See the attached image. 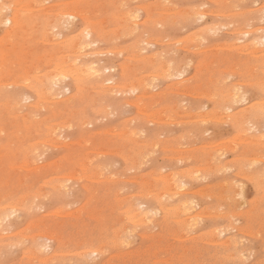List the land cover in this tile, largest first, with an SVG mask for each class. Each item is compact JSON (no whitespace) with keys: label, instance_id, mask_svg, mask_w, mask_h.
Here are the masks:
<instances>
[{"label":"rangeland","instance_id":"obj_1","mask_svg":"<svg viewBox=\"0 0 264 264\" xmlns=\"http://www.w3.org/2000/svg\"><path fill=\"white\" fill-rule=\"evenodd\" d=\"M7 1L6 2L9 7L7 6L5 9L2 10L1 17L3 16V19H0V23H1L0 25V66H1L0 67V82H2V84L0 83V85L1 87H3L0 90V110H1L0 115H3V116H0V130H1L0 131V152H1L0 153V158H1L0 159V169H1L0 170V193H1L0 204L2 206H5L4 208L2 207V209L0 206V218L8 213H10V216L0 221V234L3 233L4 235V237L0 235V251H1L0 252V264H264V190H263L264 188V178H263V175H264V171H263L264 170V160H263L264 159V147H263L264 146V137H263L264 135V115L263 114L264 113L263 114L260 113L259 117H256V116L254 118L251 117L252 120L248 125L247 124L243 125V123L242 124L239 123L238 125L236 124L235 120L233 119L234 121H232V118H231V117L235 118V116L238 115V112L242 114L243 111L247 112V110L250 109V112L248 114L249 116L251 112H253V109L255 108L256 110L260 109V107L264 103V99H263L264 98V79H263L264 78V60H263L264 57H261V59L257 57L258 55H261L262 53H258L255 56L251 55L250 54L251 48L246 46L247 44L251 43V40H246L247 37H244L243 40L238 41L235 38L236 36L234 35L238 32L242 33L249 28L251 30H256V29L258 30L264 26V20L261 21L263 19L262 16L264 14V9L261 10L262 7H264V0H97L96 2L95 0L94 1L93 0H69V1L68 0H7ZM32 1L34 2V4ZM36 2H38L37 3L38 7L35 6ZM21 3L24 5H21ZM90 3H91V6L93 7L92 8L90 6L91 9L88 6L90 5ZM85 4L88 7H86ZM28 5L30 8L28 7ZM30 5L32 7L35 6V8H32ZM83 6H85L86 8ZM17 7L19 8V10H17L18 9ZM22 7L24 9H21ZM25 8H26V11H25ZM47 8H49L50 10L49 9L47 10ZM61 8H65L61 10V12L64 11L62 13H64L63 15H64L65 20H61L62 23H59L60 25L57 24V26L54 24L47 23L46 17L49 16V13L52 15L53 14L55 15L58 13L60 14L61 12L57 13V10L58 9L60 10ZM67 8L69 10H66ZM72 9L73 11L78 12L80 17L79 16L73 17L72 14H67V13L73 12ZM75 9L78 11H76ZM138 9L140 11H138ZM195 9H198L196 10L197 12L194 11ZM42 10L44 12L45 11H48V12H45L44 14ZM51 10L53 12H51ZM65 10L68 12H65ZM134 10L138 11L136 15L139 14V16L135 15L136 11ZM150 10L152 11L150 12ZM249 10H252V11H249ZM55 11L56 13H54ZM11 12L12 14L13 13L17 14L19 23L16 26L10 25V23L7 24V21L5 19L8 16L12 15L10 14ZM82 13H84L85 15ZM128 13L132 15L130 19H128L129 18ZM146 13L147 14L149 13V16L145 15ZM203 13L205 16L199 18V16H202ZM241 13H243V15L244 13L246 14L243 17ZM151 14H154L155 16ZM90 15H92V19L94 22H92ZM126 15L128 16V18ZM70 16H72L73 19L72 17L70 19ZM134 16L135 18L137 17L136 19L137 21H139V23L136 22V19L134 20ZM184 16L188 17L189 19ZM154 18H156V20L158 21L157 23H155L156 21ZM192 18H193V21L191 20ZM84 19H86V21ZM144 19L145 21H143ZM146 19H149V20H146ZM129 20H132V21H129ZM150 21H151V24H150ZM153 21L154 23H152ZM220 21L224 22L222 23L223 26L221 25ZM215 22L218 23L217 26ZM125 23H128L129 25ZM133 23L135 25H133ZM173 23H176L175 24L176 27ZM248 23H250L251 25H247ZM62 24L65 28L62 27ZM70 24L71 26H69ZM153 24H155L156 26ZM82 25H84L86 28L92 29L94 31V34L97 40H99L102 36V38L97 42V44H94V43L90 44L89 43L90 40L85 38L86 30L82 29L83 27ZM210 25H211V28H210ZM55 26H56V29L54 28ZM97 26H99V29H97L98 28ZM135 26H137L140 30L141 28L145 26L146 27L143 28V30H141L143 31L141 33L140 30ZM205 26H207L208 28L207 27L205 28ZM255 26H256V29L255 28L253 29V27ZM126 27L128 29H126ZM242 27L244 28V30ZM62 28H64V30ZM132 28H135V29H132ZM219 28L221 31L219 30ZM235 28L237 31L234 32L233 30H235ZM61 29L63 30V32H61ZM145 29H146V32H145ZM216 29L218 30L216 31ZM132 30H135V31H132ZM157 30L158 32H160L159 34L158 33L156 34ZM77 31L78 32L80 31L81 34L80 33L78 34ZM53 35H56L58 37L53 36ZM149 35L151 38H149ZM157 35H160V36H157ZM50 37L52 39L53 38L55 39L54 41L55 44L54 42L48 43L49 40L50 42L54 40V39L52 40ZM140 37L143 40L147 38L148 41L145 39L143 42V40ZM56 38L57 39L59 38L58 40H61V39L64 40V43H62L63 42L62 40L61 41L56 40ZM70 41L71 42L73 41L74 44L76 43V45H79L78 49L77 48L74 49V46H72L74 44L71 43ZM56 45L58 47H55L56 49H54V46ZM30 48H31V51L29 50ZM53 50H54V53H53ZM41 51H43V53ZM95 51L98 52L99 54L98 53L95 54L96 53ZM137 51L138 53L139 52L140 53L137 54L136 53ZM65 52L66 54L69 52V54L66 55ZM72 52H74V54ZM57 54H61V55H57ZM70 55H71V58L69 57ZM140 55L142 57H140ZM15 56L18 58H16ZM19 56L21 57V60H19L20 59ZM147 56L149 57L151 56V57L149 58ZM74 57L78 58L79 61L77 59L74 60ZM131 57H135V59ZM68 58L71 60H69ZM12 59L14 60L10 61ZM24 59L25 61H23L21 64L20 62ZM65 60L67 61L66 63H65ZM86 60H89L88 63ZM142 61H145L146 67H144L145 63ZM57 63H59V65H57ZM103 63L104 65H102ZM138 63H141L142 65ZM170 63L171 65H176L178 69L180 70H183V71L185 70L183 75L179 77L173 76L174 78L172 76L171 77L169 76L170 78L166 76L167 66L170 65ZM52 64L54 67L52 66ZM64 65H66L65 69L72 68V67L67 68V65L68 66L73 65V68L75 69L84 68V71L86 70L85 72H90V74L89 73L85 74L84 72L83 75L85 77H82V75H80L79 77L80 80L75 76L73 77L78 80H75L71 76H67V78L66 77L62 78L59 76L57 68L62 67ZM139 65L141 66V69ZM90 66L96 67L97 70L99 69L98 67L100 68L102 67V69L103 68L105 69L106 66H107L106 68H108V66L112 67L110 71H107L108 69H105V72H106L105 75H109L113 73L112 75L116 82L114 84H118L119 86L114 85L113 83H110L111 84L110 86L108 85L109 83L107 82H106L107 84L102 83L104 76L99 75L100 72H97V70L96 72L93 71L92 69L89 70L88 68ZM40 67L43 68L45 71H43V69H41ZM29 68L35 70L34 71L35 75L32 74L33 71L30 70ZM10 69H13V70H10ZM136 69L137 70L139 69V70L137 71ZM37 71H39V74L36 75V73H38ZM28 72L31 74H29ZM51 72L53 73L51 74ZM126 72L128 74H126ZM134 72H136L138 76L136 73L133 74ZM27 73L29 75L26 76ZM47 74L49 75L50 78H54V79H56L58 76L60 77L59 83L57 85H54L53 88L49 91H47L48 90L47 87L49 86L46 81V79L48 78ZM88 74L91 76H89ZM39 75H42V76H39ZM128 75L131 77H129ZM12 76L14 77L13 79H12ZM101 76L103 77L101 78ZM128 77L130 78V81L128 80L129 79ZM139 77L142 81L138 79ZM18 78L20 81L18 80ZM21 78L25 82H22L23 80ZM34 78L35 80L32 81V79ZM7 79L10 81L9 83H7L10 86L8 85L5 86L6 84L4 82H8ZM14 79L16 80L14 81ZM88 79L90 80L88 81ZM124 79L126 80V82L124 81ZM28 80L30 81V83L29 82L26 83V81ZM117 80H119L118 81L119 83L117 82ZM137 80L139 82H137ZM143 80H144V83H143ZM150 80L151 81L153 80V81L149 83ZM39 81H43L44 83V84L43 83L41 84L40 88L38 86ZM87 81L90 85L87 83ZM127 81L131 83L130 85H132L134 89L129 85V83L126 84ZM134 81H136V84H134L135 83ZM120 82L125 84L127 87H125V85H123ZM145 82H147L148 86H144L146 85ZM84 83H86V85L88 84L87 87L89 89L85 87L86 85L84 86ZM74 84L76 86H74ZM102 84L104 85L101 86ZM120 84H122V86ZM133 84L135 85V87L137 86L136 92H134L135 87ZM112 85H114L117 88L114 89L115 87ZM138 85H140L139 88H138ZM149 85H151V87ZM106 86L107 88H105ZM97 87L98 89H96ZM118 87H123V88L121 89ZM12 88H14L15 91ZM38 88H39V91H37ZM92 88L94 90H92ZM111 88L114 90H111ZM235 88H239V90L241 89V94L244 93L241 96L247 95L245 98H243L245 100H243L242 97L240 96L242 100H240L239 98L236 104H234V102L231 103L233 109L231 110L223 109V105H221L222 104L221 102H224L225 99L230 100L232 98L230 94L233 95L232 92H234ZM4 89L7 91H4ZM28 89L32 91H28ZM76 89L79 90L80 92L79 91L77 92ZM107 89L108 91H104ZM81 90L83 91L81 92ZM116 90L118 92H116ZM54 91H57L58 94L57 92L55 93ZM94 91H96L97 93ZM71 92H73V94ZM222 92H225L224 95ZM45 93L46 95H44ZM80 93L84 95V100L83 98L81 99ZM134 93L136 94L138 93V94L135 95ZM141 93L142 94L144 93L145 95H143L144 97L139 98V96H141ZM90 94H91V97H90ZM225 94L227 97L225 96ZM28 95L30 99L28 98ZM35 95L37 97H35ZM53 95L54 97L52 98ZM17 96L19 97L18 99H17ZM107 96H109V98ZM42 97L48 100H51L52 98V100L48 102V101H45L46 99L45 100L40 99ZM65 97H67V99ZM103 97H105L106 99ZM35 98L37 100H35ZM13 99L14 101L17 100L16 103L13 101ZM53 99H55L56 101ZM88 99L90 100V102L88 101ZM29 101L31 103L33 101L34 102L31 105ZM42 101L44 104L47 103V105H43ZM244 101L246 102L243 103ZM39 102L42 106L45 107L46 110L42 108ZM53 102L55 103V106ZM67 102L71 104L72 106L71 105L69 106ZM258 103L260 104L258 105ZM15 104H17L18 106H16ZM219 104L220 106H218ZM77 105L82 106L83 109H80L81 107H78ZM23 106H25V110H28V111H25ZM38 106L40 107L39 109L41 111L38 109ZM47 106H50V107H47ZM56 106H57V109H56ZM70 107L72 108V110L70 112H67L70 110L68 109ZM61 108L62 109L64 108L65 110L63 109L64 110L63 111ZM13 109L15 111H13ZM60 109L63 112L60 113L61 111ZM19 110L20 111L23 110L24 112L23 111L20 112ZM80 110H81V113H80ZM84 110L86 113L85 112L82 113V111ZM12 112L14 115L12 114ZM25 112L28 113V116H26L27 113ZM223 112L226 113L227 115L226 114L222 115ZM260 112H261V109H260ZM31 113L34 115V117H32ZM74 113L77 117L74 115ZM217 114L221 115L222 118L221 116H218ZM40 115L41 116L43 115V116L41 117ZM44 115L47 117H44ZM72 115H74L75 117ZM209 115L212 116V118L209 119L208 118L210 117ZM8 116H10V118ZM16 116L18 117V119H16L17 118ZM51 116L53 117L55 116L54 117L55 119L57 117L59 118L55 120ZM81 116H83V119L81 118L79 119V117ZM205 116H207L206 118H208L209 120L208 119L206 120L204 118ZM38 117H39V120H37ZM71 117H73L74 119ZM85 117L86 119H84ZM199 117L200 119H197ZM215 117H217L218 119L217 118L214 119ZM42 118L45 119L44 124L46 123L45 124L46 127L44 124H42L43 123ZM141 119L143 120L140 121ZM170 119L172 122L168 121ZM47 120L50 123H48ZM51 120L53 122H51ZM87 120L89 121L91 120V121L89 122ZM145 120H147L146 121L147 125L145 124L146 126L144 125V123L146 122H143ZM191 120L194 123H192ZM202 120L205 121L206 123L205 122L203 123ZM244 121L245 120H243V122ZM34 122H35V125H34ZM76 122H78L77 124L80 126H78ZM63 123L65 124L63 125ZM83 123L85 124L86 127L84 126ZM163 123H165L166 125H164ZM30 124L32 125L31 130H29ZM37 124L39 125V127H37ZM54 124L55 126H53ZM56 124H59V126ZM202 124L204 126H200ZM133 125L136 127H134ZM19 126H22V128ZM63 126H65L64 128H62L63 130L61 128H58V127H63ZM195 126L197 127L196 129L194 128ZM198 126L199 128L201 127L200 131H197L199 130ZM239 126H240V130L242 131H239V128H236ZM249 126L251 127L253 126V128H250L249 130H247ZM32 127L33 128L35 127V128L33 129ZM139 127L141 128L137 131L136 129H138ZM126 128L128 129L126 130ZM18 129H19V132H18ZM24 129H26L27 132ZM47 129L49 131H47ZM52 129L54 131H52ZM236 129L238 131H236ZM258 129L259 130L261 129V130L259 131ZM128 130L129 131L132 130L131 133L133 132L134 135L136 134L137 135L134 136L133 133L132 135L130 133V135L132 136L130 137ZM81 131L84 132L85 136L83 135ZM139 131L140 133H136ZM53 132L55 133L53 134ZM61 132L62 133L67 132V133L62 134ZM125 132L128 133L126 137H125L126 135ZM157 132L158 133L162 132V134L163 133L164 134L162 135L159 133L158 135ZM30 135L32 137H29ZM115 135L116 137H118L119 135L120 136L116 138ZM138 135H140V137ZM261 135L263 138L262 137L259 138V136ZM53 136H54V140L52 138ZM82 136L85 138H82ZM122 136L124 140L122 139ZM133 136L137 138L138 140L140 138H143V139H140L139 141L136 139L137 141H135V138ZM159 136L161 138L162 143L159 142L160 141ZM249 136H252L253 141H251L252 139ZM55 137L57 140L55 139ZM65 137H66V140H65ZM86 137L88 138L86 139ZM37 138L39 141L37 140ZM51 138H52V141H51ZM132 138H134V140ZM240 138L241 139L243 138L242 140L246 139V141L244 142ZM254 138L257 140V142L255 141ZM34 139L36 140L33 142ZM46 139H48V141ZM127 139H130L131 142H134V144L136 145H133V143L131 144L130 140H129L130 142L129 143ZM153 139L157 141L158 144ZM15 140L17 143L15 142ZM55 140H56V143L53 142ZM59 140L60 142H63V144L64 143L65 144L64 145H62V143L60 144ZM42 141L44 144L41 143ZM45 141L46 142L51 141L50 144L52 143L54 145L57 144V146L54 147L52 146L53 144L50 146V144L45 143ZM140 141H142L143 143H141ZM20 142L21 143L23 142V143L21 144ZM124 142H126L127 144H125ZM152 142L153 143L155 142V143L153 144ZM7 143L8 144L10 143V145H8ZM256 144L258 145L256 146ZM36 145L37 146L39 145V146L36 147ZM131 145H133V147ZM141 145L142 147H140ZM156 145H157V149L153 147ZM214 145H216V147H213ZM161 146H164L165 149ZM14 147H16V149H13ZM81 147H83L82 150L85 151V154L81 150ZM126 147L129 149H127ZM169 147H172V148H169ZM133 148L135 149L133 150ZM217 149L222 150V151L220 152ZM25 150L27 151V153H25L26 152ZM70 151L72 152L73 155L71 154ZM102 151H104V153ZM67 152H70V153L68 154ZM22 153H23V156H25L23 158H22ZM87 153L92 158L88 157ZM223 153H225L224 154L225 156L221 155ZM28 154H29V157H28ZM81 154H84V155H81ZM139 154H141V158ZM205 155L207 157H205ZM83 156L85 158H82ZM19 157H21L22 159ZM74 157H76L77 159ZM87 157L90 159L87 160L86 159ZM128 157H130L131 159H134V158L135 159L133 161ZM136 157L139 159H137ZM145 157L147 158V160H145ZM80 158H82V161ZM173 158L174 160H172ZM78 159H80L79 162L76 161ZM95 159L97 161H100V163L97 162ZM140 159H142V163ZM218 159L219 161H217ZM71 160H73L75 167H72L74 166V164L73 162H71ZM15 161L18 163H16ZM87 161L88 162L90 161L91 164H89ZM198 161H199V164H198ZM203 161L205 162V164L202 163ZM14 162L16 165H14ZM84 162L86 163V165L88 164L89 166L87 165L88 166L87 167L86 165H84L85 164ZM131 162H133V165L135 163L137 165L133 166ZM97 163H99L101 167L104 165L105 169L101 168L100 166H99L100 168H98ZM107 163H109V165ZM26 164L29 165V167L26 166ZM62 164L64 165V167L62 166ZM81 164H83V166ZM105 164H107L108 168L107 166H105ZM201 164H204L205 166L207 164L208 165L207 167H204V165L201 166ZM237 164L239 165L237 166ZM30 165L34 166L36 170L33 169L34 167L31 168L32 169L31 170ZM49 165H52V166L49 167ZM130 165L131 167L133 166L132 169L131 167H128ZM156 165L158 169L156 168ZM242 165L243 166L245 165V167H243ZM43 166L45 167L42 168ZM196 166H198V168ZM223 166L225 167V169L223 168ZM46 167H48V169ZM68 168L70 171L68 170ZM91 168L92 169L94 168V169L92 170ZM256 168L258 169V171ZM51 169H56V170L54 172ZM66 169L68 170V172H65L67 171ZM218 169H223L224 171L221 170V172H219ZM8 170L11 174L8 172ZM2 171H3V174H1ZM71 171H73L74 175L70 174L72 173ZM193 171H194V175H193ZM197 171L199 172V174H197ZM247 171L250 173H248ZM34 172H36L35 176L33 175ZM84 172H86L87 174ZM39 173L42 175H40ZM58 173H61V174H58ZM62 173L66 174L65 176H67V174L70 175V177L73 176V178L70 179L69 176L65 177L63 176L64 174ZM169 173L171 175V178L174 175L176 176V178L181 179L183 181L187 180L185 189H188V192L186 191L185 196L189 198L190 200L192 199V201L194 200L193 201L194 209H192L191 211V214H192L191 216L195 218L194 219L195 221L193 220L192 223H190L191 221L189 222L187 220L188 219L187 215L183 214L181 210L179 209V204H178L179 201L177 197L171 198L169 196V194L171 193V191L168 190L170 189V182H171V180L169 181V179H171ZM245 173L249 175H251V173H254L255 175L252 174L251 175L252 178H250L251 176L249 175L247 176L245 175ZM241 174L243 176H241ZM12 176L13 178L14 177L15 178L13 179ZM25 176L27 177L25 178ZM62 176L65 177L66 179L67 178L70 179V181L68 179L67 180L64 179ZM112 176L114 179H112ZM42 177L46 179L43 180ZM57 177L58 178L60 177V178L58 179ZM89 177H92V178L89 179ZM109 177L112 180H115L116 178L117 181L116 180H115L116 182L112 180L110 181ZM49 178L51 179V181ZM55 178L57 179L55 180ZM16 180L18 181L16 182ZM28 180L30 182L26 185ZM60 180H61V184L59 183ZM105 180L106 182H104ZM230 180L233 181V183L230 182ZM259 180L261 181V183ZM225 181L227 182V184ZM253 182L254 183L257 182L259 185H257L256 183L257 185L256 186ZM6 183L8 186L6 185ZM234 183L235 184L237 183L238 187L243 186L244 188V193L242 192L243 195L242 194L238 195L241 192L240 191L241 187L239 189L235 185V188H233L234 186L232 187V184L234 185ZM224 184L226 186H224ZM3 185H4V188H3ZM12 185L13 186L17 185V186L14 188ZM117 185L119 186V189ZM153 185L155 186L153 187ZM260 187L261 188L263 187V188L261 189ZM237 188L239 189L240 192L238 191ZM53 189L55 190L53 191ZM185 189H183L182 191L185 192ZM191 189L192 190L194 189L197 192L194 190L192 191ZM117 191H118V194H116ZM233 192L236 193L237 195L234 194ZM113 193L116 195L115 197H113L114 195ZM222 193H226V194L229 193L230 195L227 194L228 195L227 196L224 194L225 197H227V198H224ZM164 196L166 197L164 198ZM230 196L231 197L233 196L234 198L232 197V199H230L231 198ZM216 197L218 200H216ZM229 199L230 201L233 200V202H228ZM85 201H87V203ZM133 201L135 203H133ZM111 205L113 207H111ZM162 207H165L168 210L167 209L164 210L162 209ZM14 208L15 210H13ZM53 208L55 210H53ZM146 208H147L146 211H150V212L145 213L142 211L143 209H146ZM58 209H59L58 211L59 213H57ZM66 209L67 211L65 212ZM155 209L159 211L158 212L159 215L158 214L156 215V213L154 214V212H157L155 211ZM208 209H210V211ZM63 210L65 212L64 214L62 213ZM74 210H77L76 214ZM205 210L206 211L208 210L209 213H207L208 211L206 212ZM111 211L113 212V214ZM126 211H128L127 214L129 213L127 216H126V213H124ZM132 211H134V213L138 212V214H140L138 216L141 218L139 219H137L136 217L133 218L134 213ZM214 211L216 212L220 211V213L222 212L223 214L217 213L218 215L217 217ZM195 212L196 214L194 215ZM198 212H200V214L202 215H200ZM212 212L213 214L215 213L214 217H212L213 215H210V216L208 215L210 213L212 214ZM232 212H235V213L233 214ZM204 213L205 215H203ZM225 213L226 215L230 213L229 215L231 216L230 220L220 217V216H224ZM110 215L112 217H110ZM93 216L96 217V219H94ZM122 216L123 217L125 216V217L123 218ZM143 216L145 217L144 218L145 220L141 221V219H143L142 218ZM160 216L162 219L160 218ZM130 217L133 218L134 220H130ZM196 217H197V221H196ZM247 217H249L250 219ZM102 218H103V221H102ZM135 219L139 223L136 222ZM148 219L151 220V223L148 222ZM104 221L106 222V225L104 224L105 223ZM130 221H134L135 223L130 222ZM33 222H35V224ZM112 222L114 224H112ZM195 222L197 223L196 225H194ZM189 223L191 226L192 225L194 226L191 227ZM233 224L235 225V227ZM165 226L167 229H165ZM213 227L214 229L216 227L215 230L217 232L214 231ZM124 228L126 229L124 230ZM217 229L225 230V232H223L222 234H219ZM120 231H121V234L119 235ZM242 231L244 232L243 234H241ZM22 232L25 235L28 233L25 236V238ZM33 232H34V236H33ZM41 232L42 233L46 232L48 234H51L53 235L54 238L53 237L52 238H38ZM187 235H190V236H187ZM110 237H111V240H110ZM122 237L124 238L123 240H125V242H128L130 240L131 242H129L128 244L124 242L119 245V241L123 242L121 240ZM228 238L230 239V241L237 240L238 241L237 245L239 247L237 246L238 248L237 247L235 248L233 245L232 247H225V246L219 245V243L224 242L225 239L229 240ZM57 242L60 244H58ZM37 243L43 244L44 245L43 247H46L47 250L39 251V249H37ZM97 246L100 248L98 249ZM102 248H104L103 253L101 250ZM93 249L94 251L97 250L96 253L90 252V251H93ZM70 250H71V253H70ZM81 250H82V253H81ZM239 250H240V253H239ZM65 252H69L70 254L69 253L67 254ZM98 254L100 256H98ZM33 255H35V257ZM45 255L47 256L46 258L47 261L46 259L45 260L43 259ZM38 258H42L43 260L38 259Z\"/></svg>","mask_w":264,"mask_h":264},{"label":"bare ground","instance_id":"obj_2","mask_svg":"<svg viewBox=\"0 0 264 264\" xmlns=\"http://www.w3.org/2000/svg\"><path fill=\"white\" fill-rule=\"evenodd\" d=\"M0 1H1V2H0V19H3V16L1 17L2 10L5 9V8L8 6V4H7L8 1H7V0H6L7 2H6L5 0H0ZM68 1H69V0H68ZM93 1H94V0H93ZM96 1H97V0H95V2H96ZM32 2H33V1H32ZM32 2H31V3H32ZM44 2H45V1H44ZM44 2H43V4H44ZM160 2H161V1H160ZM166 2H167V1H166ZM37 3H38V2H36V5H35V6H37ZM255 3H256V1H255ZM257 3H258V2H257ZM33 4H34V2H33ZM86 4H87V2H86ZM86 4H85V6H86ZM243 4H244V3H243ZM17 5H18V4H17ZM21 5H24V4L21 3ZM31 5H32V4H31ZM31 5H30V6H31ZM41 5H42V4H41ZM248 5H249V4H248ZM260 5H261V4H260ZM33 6H34V5H33ZM35 6H34V7L31 6V7H32V8H35ZM43 6H44V5H43ZM85 6H83V7H85ZM88 6H89V8L91 9V7H92V6H91V3H90V5H88ZM88 6H86V7H88ZM90 6H91V7H90ZM125 6H126V5H125ZM8 7H9V6H8ZM28 7H29V5H28ZM37 7H38V6H37ZM37 7H36V8H37ZM74 7H75V6H74ZM83 7H82V9H83ZM86 7H85V8H86ZM152 7H153V6H152ZM195 7H196V6H195ZM14 8H15V7H14ZM17 8H18V7H17ZM29 8H30V7H29ZM32 8H31V9H32ZM49 8H50V7H49ZM49 8H47V10H48ZM70 8H71V7H70ZM80 8H81V7H80ZM92 8H93V7H92ZM21 9H24V8L22 7ZM27 9H28V8H27ZM37 9H38V8H37ZM45 9H46V7H45ZM53 9H54V8H53ZM62 9H65V8H61L60 10L58 9V10H57V13H58V12H61ZM76 9H77V8H76ZM76 9H75V10H76ZM249 9H250V8H249ZM260 9H261V7H260ZM263 9H264V7H262L261 10H263ZM17 10H19V8H18ZM38 10H39V9H38ZM49 10H50V9H49ZM66 10H69V9L67 8ZM66 10H65V12H68V11H66ZM93 10H94V9H93ZM196 10H198V9H195L194 11L197 12ZM10 11H11V10H10ZM21 11H23V10H21ZM25 11H26V8H25ZM25 11H24V12H25ZM33 11H35V10H33ZM42 11H43V10H42ZM70 11H71V9H70ZM72 11H73V9H72ZM76 11H78V10H76ZM94 11H95V10H94ZM134 11H136V10H134ZM134 11H133V12H134ZM138 11H140V10L138 9ZM138 11H136L135 15L137 14ZM151 11H152V10H150V12H151ZM204 11H205V10H204ZM249 11H252V10H249ZM255 11H256V10H255ZM16 12H18V11H16ZM28 12H29V11H28ZM43 12H44V11H43ZM45 12H48V11H45ZM45 12H44V14H45ZM51 12H53V11L51 10ZM62 12H64V11H62ZM62 12H61V13H62ZM87 12H88V11H87ZM133 12H132V13H133ZM170 12H171V11H170ZM173 12H174V11H173ZM200 12H201V11H200ZM258 12H259V10H258ZM8 13H9V12H8ZM22 13H23V12H22ZM54 13H56V11H55ZM61 13H60V14L58 13V14H55V15H54V14L52 15V14L49 13V16L46 17V19H47V23L54 24V25H56V26H57V24L62 23L61 20H65V19H64V15H63L64 13H62V14H61ZM85 13H86V12H85ZM152 13H153V12H152ZM192 13H193V12H192ZM209 13H211V12H209ZM216 13H217V12H216ZM253 13H254V12H253ZM10 14H12V12H11ZM23 14H24V13H23ZM27 14H28V13H27ZM67 14H72L73 17H74V16H76V17L79 16L78 12H75V11L70 12V13H67ZM82 14H84V13H82ZM82 14H81V15H82ZM86 14H87V13H86ZM91 14H92V12H91ZM126 14H127V13H126ZM128 14H129V18H128L127 15H126V16H127L128 19H130V18L132 17V15H131L130 13H128ZM224 14H225V13H224ZM241 14L243 15V13H241ZM245 14H246V13H244V15H245ZM249 14H250V12H249ZM7 15H8V14H7ZM46 15H47V14H46ZM65 15H66V14H65ZM84 15H85V14H84ZM145 15L149 16V13H148V14L146 13ZM151 15L155 16L154 14H151ZM192 15H193V14H192ZM192 15H191V17H192ZM197 15H198V14H197ZM199 15H200V14H199ZM244 15H243V17H244ZM261 15H262V14H261ZM18 16H19V15H18ZM66 16H67V15H66ZM72 16H70V19H71ZM90 16H91V17H90ZM90 16H89V17L92 19V15H90ZM136 16H139V14L136 15ZM147 16H146V17H147ZM153 16H152V17H153ZM194 16H195V15H194ZM204 16H205V15H204V13H203V15H202V16H199V18H200V17H204ZM253 16H254V15H253ZM253 16H251V17H253ZM258 16H259V15H258ZM73 17H72V19H73ZM79 17H80V16H79ZM184 17H186V16H184ZM189 17H190V16H189ZM243 17H242V18H243ZM262 17H263V19H262ZM262 17H261V19H262L261 21L264 20V14H263ZM82 18H83V17H82ZM93 18H94V17H93ZM127 18H126V19H127ZM136 18H137V17H136ZM136 18H135V16H134V20H135ZM147 18H148V17H147ZM186 18H188V17H186ZM196 18H197V17H196ZM196 18H195V19H196ZM5 19H6V21H7V24L10 23V25H14V26H16V25L19 23L18 18H17V14H15V13H13L11 16H8V17L5 18ZM33 19H34V18H33ZM87 19H89V18H87ZM154 19H155V21H156L155 23H157L158 21L156 20V18H154ZM188 19H189V18H188ZM188 19H187V20H188ZM195 19H194V20H195ZM251 19H252V18H251ZM39 20H40V19H39ZM74 20H75V19H74ZM84 20L86 21V19H84ZM132 20H133V19H132ZM132 20H129V21H132ZM134 20H133V21H134ZM146 20H149V19H146ZM191 20L193 21V18H192ZM198 20H199V19H198ZM33 21H34V20H33ZM143 21H145V19H144ZM189 21H190V20H189ZM192 21H191V22H192ZM1 22H3V21H1ZM39 22H40V21H39ZM87 22H88V21H87ZM92 22H94L93 19H92ZM125 22H126V20H125ZM136 22L139 23V21H137V19H136ZM136 22H134V23H136ZM191 22H190V23H191ZM220 22H221V21H220ZM231 22H232V21H231ZM85 23H86V22H85ZM130 23H131V22H130ZM134 23H133V25H135ZM138 23H137V24H138ZM152 23H154V21H153ZM187 23H188V22H187ZM207 23H208V22H207ZM210 23H211V22H210ZM222 23H224V22H221V25H222ZM229 23H230V22H229ZM229 23H227V24H229ZM81 24H82V22H81ZM83 24H84V23H83ZM122 24H123V23H122ZM125 24H128V23H125ZM147 24H149V23H147ZM150 24H151V21H150ZM173 24L175 25L176 23H173ZM208 24H209V23H208ZM215 24H216V26H217L218 23L215 22ZM0 25H1V23H0ZM59 25H60V24H59ZM59 25H58V26H59ZM84 25H85V24H84ZM84 25H82V26L85 27ZM97 25H98V24H97ZM123 25H124V24H123ZM128 25H129V24H128ZM128 25H127V26H128ZM153 25H155V24H153ZM205 25H206V24H205ZM235 25H236V24H235ZM247 25H251V24L248 23ZM8 26H9V25H8ZM56 26L54 27L55 29H56ZM69 26H71V24H70ZM93 26H94V25H93ZM137 26H138V25H137ZM137 26H135V27H137ZM155 26H156V25H155ZM207 26H208V25H207ZM207 26H205V28H206ZM214 26H215V25H214ZM222 26H223V25H222ZM256 26H257V25H256ZM256 26L253 27V29H254V28L256 29ZM259 26H260V25H259ZM12 27H13V26H12ZM52 27H53V26H52ZM62 27H64L63 24H62ZM67 27H68V26H67ZM83 27H82V29H85V30H86L85 38H87V39L90 40L89 43H90V44H93V43H94V44H97V42L102 38V36H101V38H100L99 40H97L96 37H95L94 31H93L92 29H89V28H86V27L83 28ZM88 27H89V26H88ZM97 27H98V28H97ZM97 27H96V28L99 29V26H97ZM102 27H103V26H102ZM124 27H125V26H124ZM130 27H131V25H130ZM139 27H140V26H139ZM145 27H146V26H145ZM145 27H143V28H145ZM172 27H173V26H172ZM175 27H176V25H175ZM230 27H231V26H230ZM257 27H258V26H257ZM6 28H7V27H6ZM6 28H5V30H6ZM64 28H65V27H64ZM64 28H62V29L64 30ZM69 28H71V27H69ZM137 28H138V27H137ZM140 28H141V27H140ZM143 28H141V30H143ZM207 28H208V27H207ZM210 28H211V25H210ZM214 28H215V27H214ZM223 28H224V27H223ZM242 28H243V27H242ZM251 28H252V27H251ZM259 28H260V27H259ZM9 29H10V28H9ZM9 29H8V30H9ZM62 29H61V32H63ZM80 29H81V28H80ZM126 29H128V28L126 27ZM132 29H135V28H132ZM138 29H139V28H138ZM246 29H247V28H246ZM246 29H245V30H246ZM45 30H46V29H45ZM68 30H69V29H68ZM77 30H78V29H77ZM130 30H131V29H130ZM136 30H137V29H136ZM139 30H140V29H139ZM141 30H140V32L142 33L143 31H141ZM158 30H159V29H158ZM158 30H157L156 34H157V33H158V34L160 33V32H158ZM213 30H214V29H213ZM217 30H218V29H216V31H217ZM219 30H220V28H219ZM243 30H244V28H243ZM69 31H70V30H69ZM132 31H135V30H132ZM147 31H148V30H147ZM150 31H151V30H150ZM152 31H154V30H152ZM160 31H161V30H160ZM209 31H210V30H209ZM211 31H212V30H211ZM220 31H221V30H220ZM233 31H234V32L237 31L236 28H235V30H233ZM239 31H241V30H239ZM50 32H51V31H50ZM74 32H75V31H74ZM74 32H73V33H74ZM77 32H78V31H77ZM83 32H85V31H83ZM83 32H82V33H83ZM95 32H96V31H95ZM136 32H137V31H136ZM145 32H146V29H145ZM205 32H206V31H205ZM207 32H208V31H207ZM45 33H46V32H45ZM75 33H76V32H75ZM75 33H74V34H75ZM79 33H80V31L78 32V34H79ZM150 33H151V32H150ZM53 34H54V33H53ZM57 34H58V33H57ZM59 34H60V33H59ZM67 34H68V33H67ZM70 34H71V33H70ZM80 34H81V33H80ZM145 34H146V33H145ZM147 34H148V32H147ZM100 35H101V34H100ZM138 35H139V34H138ZM150 35H151V34H150ZM150 35H149V38H151ZM234 35L236 36L235 38H236L238 41H239V40H243L244 37H247L246 40H251V43H250V44L245 43V44H247V45H246L247 47H250V48H251V53H250V54L255 56V55H257L258 53H262L261 55H258L257 57L260 58V59H261V57H264V26H263L262 28L258 29V30H257V29H256V30H251V29L249 28V29H247L246 31H244V32H242V33H241V32H238V33H236V34H234ZM53 36H56V35H53ZM73 36H74V35H73ZM77 36H78V35H77ZM147 36H148V35H147ZM157 36H160V35H157ZM51 37H52V36H51ZM51 37H50V38H51ZM56 37H58V36H56ZM103 37H105V36H103ZM144 37H146V36H144ZM232 37H233V36H232ZM41 38H42V37H41ZM47 38H48V37H47ZM50 38H49V39H50ZM66 38H67V37H66ZM75 38H76V37H75ZM75 38H74V39H75ZM85 38H84V39H85ZM140 38H141V37H140ZM152 38H153V37H152ZM51 39H52V38H51ZM53 39H54V38H53ZM53 39H52V40H53ZM58 39H59V38H58ZM58 39L56 38V40H58ZM141 39H142V38H141ZM145 39L147 40V38H145ZM145 39H144V40H145ZM155 39H156V38H155ZM1 40H3V39H1ZM7 40H8V39H7ZM16 40H17V39H16ZM25 40H26V39H25ZM42 40H43V39H42ZM61 40H62V39H61ZM61 40H58V41H61ZM72 40H73V39H72ZM142 40H143V39H142ZM144 40H143V42H144ZM246 40H244V41H246ZM4 41H5V40H4ZM39 41H40V40H39ZM46 41H47V40H46ZM54 41H55V39H54L53 41H51V42H50V40H49L48 43H52V42H54ZM58 41H56V42H58ZM62 41H63L62 43H64V40H62ZM66 41H67V40H66ZM78 41H79V39H78ZM147 41H148V40H147ZM147 41H146V42H147ZM152 41H153V40H152ZM175 41H176V40H175ZM19 42H20V41H19ZM70 42H71V41H70ZM178 42H179V41H178ZM249 42H250V41H249ZM249 42H248V43H249ZM25 43H26V42H25ZM32 43H33V42H32ZM45 43H46V42H45ZM60 43H61V42H60ZM71 43H73V41H72ZM54 44H55V42H54ZM57 44H59V43H57ZM73 44H74V43H73ZM78 44H79V42H78ZM21 45H23V44H21ZM87 45H89V44H87ZM151 45H152V44H151ZM235 45H236V44H235ZM72 46H74V49H75V48L78 49V47H79V45H76V43H75L74 45H72ZM94 46H95V45H94ZM237 46H238V44H237ZM22 47H23V46H22ZM55 47H58V46H57V45L54 46V49H56ZM197 47H198V46H197ZM217 47H219V46H217ZM50 48H51V47H50ZM48 49H49V48H48ZM52 49H53V47H52ZM52 49H51V50H52ZM98 49H99V48H98ZM29 50L31 51V48H30ZM32 50H33V49H32ZM114 50H115V49H114ZM145 50H146V49H145ZM247 50H248V49H247ZM247 50H246V51H247ZM30 51H28V52H30ZM48 51H49V50H48ZM62 51H64V50H62ZM69 51H70V50H69ZM72 51H73V50H72ZM77 51H78V50H77ZM238 51H240V50H238ZM241 51H242V50H241ZM17 52H18V50H17ZM41 52L43 53V51H41ZM46 52H47V51H46ZM70 52H71V51H70ZM82 52H84V51H82ZM89 52H90V51H89ZM95 52H96V51H95ZM95 52H94V53H95ZM242 52H243V51H242ZM15 53H16V52H15ZM53 53H54V50H53ZM56 53H58V52H56ZM72 53L74 54V52H72ZM97 53H98V52H96L95 54H97ZM136 53L139 54L140 52L138 53V51H137ZM25 54H26V53H25ZM34 54H35V53H34ZM38 54H39V53H38ZM38 54H37V55H38ZM65 54H66V52H65ZM68 54H69V52H68L66 55H68ZM80 54H81V53H80ZM83 54H84V53H83ZM98 54H99V53H98ZM19 55H21V54H19ZM40 55H42V54H40ZM51 55H52V54H51ZM51 55H50V56H51ZM57 55H61V54H57ZM62 55H63V54H62ZM66 55H65V56H66ZM75 55H77V54H75ZM135 55H136V54H135ZM162 55H163V54H162ZM29 56H30V55H29ZM52 56H53V55H52ZM73 56H74V55H73ZM133 56H134V55H133ZM145 56H146V55H145ZM15 57H16V56H15ZM19 57H20V56H19ZM24 57H25V56H24ZM32 57H33V55H32ZM55 57H56V56H55ZM62 57H63V56H62ZM69 57L71 58V55H70ZM81 57H82V56H81ZM128 57H129V56H128ZM140 57H142V56L140 55ZM143 57H144V56H143ZM147 57H149V56H147ZM147 57H146V58H147ZM150 57H151V56H150ZM150 57H149V58H150ZM158 57H159V56H158ZM162 57H163V56H162ZM249 57H250V56H249ZM10 58H11V57H10ZM16 58H18V57H16ZM58 58H59V57H58ZM79 58H80V57H79ZM131 58L135 59V57H131ZM136 58H138V57H136ZM56 59H57V58H56ZM56 59H55V60H56ZM60 59H61V58H60ZM68 59H69V58H68ZM72 59H73V58H72ZM76 59L78 60V58H75V57H74V60H76ZM85 59H86V58H85ZM85 59H84V60H85ZM88 59H89V58H88ZM140 59H141V58H140ZM142 59H144V58H142ZM147 59H148V58H147ZM13 60H14V59H12V60H10V61H13ZM19 60H21V57H20ZM36 60H37V59H36ZM69 60H71V59H69ZM152 60H153V59H152ZM152 60H151V61H152ZM263 60H264V59H263ZM23 61H25V59L22 60L20 63L22 64ZM31 61H32V60H31ZM56 61H57V60H56ZM59 61H60V60H59ZM78 61H79V60H78ZM86 61H87V63H88L89 60H86ZM94 61H95V60H94ZM130 61H131V60H130ZM140 61H141V60H140ZM66 62H67V61L65 60V63H66ZM75 62H77V61H75ZM82 62H84V61H82ZM137 62H139V61H137ZM142 62L145 63V61H142ZM8 63H9V62H8ZM79 63H80V62H79ZM63 64H64V63H63ZM67 64H69V63H67ZM71 64H73V63H71ZM81 64H82V63H81ZM84 64H86V63H84ZM138 64H141V63H138ZM16 65H17V64H16ZM57 65H59V63H57ZM57 65H56V66H57ZM102 65H104V63H103ZM106 65H107V64H106ZM141 65H142V64H141ZM147 65H149V64H147ZM52 66H53V64H52ZM81 66H82V65H81ZM139 66H140V65H139ZM139 66H138V67H139ZM166 66H167V65H166ZM255 66H256V65H255ZM0 67H1V66H0ZM15 67H16V66H15ZM17 67H18V66H17ZM26 67H27V66H26ZM33 67H34V66H33ZM53 67H54V66H53ZM58 67H59V66H58ZM65 67H66V65L57 68V71H58L60 77H62V78H65V77H66V78H67V76H71V77L75 76V77H77L79 80H80V78H79L80 75H82V77H85V76L83 75V73L86 71V70L84 71V68H83V69H82V68L75 69V68H73V65H70V66L67 65V68H68V67H69V68L72 67L71 69H65ZM103 67H105V66H103ZM106 67H107V66H106ZM106 67H105V69H108L107 71H110V69L112 68V67H110V66H108V68H106ZM144 67H146V63H145V65H144ZM235 67H236V66H235ZM9 68H10V67H9ZM35 68H36V67H35ZM40 68H41V67H40ZM55 68H56V67H55ZM98 68H99V69L97 70L96 67H94V66H90L88 69H89V70L92 69V70L95 71V72H96V70H97V72H100L99 75H103V76H104V77L101 76V78L103 77L102 83H105V84L109 83V84H108L109 86L111 85L110 83H113V84L116 83V82H115V79H114V77H113V75H112L113 73H112V74H109V73H108L109 75H105V74H106L105 69L103 68V69H104V70H103L102 67H101V68L98 67ZM29 69H30V68H29ZM41 69H43V68H41ZM47 69H48V68H47ZM120 69H121V67H120ZM122 69H123V68H122ZM140 69H141V66H140ZM143 69H144V68H143ZM5 70H6V69H5ZM10 70H13V69H10ZM30 70H32V71H33L32 74L35 75V73H34L35 70H33V69H30ZM55 70H56V69H55ZM126 70H127V69H126ZM136 70H137V69H136ZM138 70H139V69H138ZM138 70H137V71H138ZM21 71H22V70H21ZM28 71H29V70H28ZM39 71H41V70H39ZM39 71H37L38 73H36V75L39 74ZM43 71H45V70L43 69ZM46 71H47V70H46ZM101 71H102V72H101ZM53 72H54V71H53ZM53 72H51V74H52ZM122 72H123V70H122ZM132 72H133V71H132ZM132 72H131V73H132ZM184 72H185V70H184V71H183V70H180V69H178V67H177L176 65H171V63H170V65L167 66V71H166V74H167V75H166V76H168V77H169V76H170V77H171V76H172V77H173V76H178V77H179V76L183 75ZM22 73H23V72H22ZM24 73H25V72H24ZM28 73H29V72H28ZM28 73L26 74V76L29 75V74H31V73H29V74H28ZM86 73H89V74H90V72H85V74H86ZM120 73H121V72H120ZM129 73H130V72H129ZM135 73H136V72H134L133 74H135ZM9 74H10V73H9ZM9 74H8V75H9ZM20 74H21V73H20ZM56 74H57V73H56ZM89 74H88V75H89ZM126 74H128V73L126 72ZM136 74H137V73H136ZM148 74H149V73H148ZM24 75H25V74H24ZM47 75H48V74H47ZM88 75H87V76H88ZM160 75H161V74H160ZM14 76H15V75H14ZM39 76H42V75H39ZM59 76H58L56 79H54V78H50L49 75H48V78L46 79V81H47V83H48V85H49V86L46 85V86H48V87H47V89H48L47 91L51 90V89L53 88L54 85H57V84L59 83V81H60V77H59ZM89 76H91V75H89ZM128 76H129V75H128ZM137 76H138V74H137ZM20 77H21V76H20ZM54 77H55V75H54ZM120 77H121V76H120ZM129 77H131V76H129ZM129 77H128V78H129ZM133 77H134V76H133ZM170 77H169V78H170ZM4 78H5V77H4ZM13 78H14V77L12 76V79H13ZM38 78H39V77H38ZM40 78H42V77H40ZM73 78H74V77H73ZM128 78H127V79H128ZM173 78H174V77H173ZM182 78H183V77H182ZM262 78H263V77H262ZM2 79H3V78H2ZM2 79H1V80H2ZM10 79H11V78H10ZM16 79H17V78H16ZM16 79H14V81H15ZM21 79H22V78H21ZM74 79H75V78H74ZM74 79H73V80H74ZM78 79H75V80H78ZM98 79H99V78H98ZM133 79H134V78H133ZM138 79H139L140 81H142V80L140 79V77H139ZM142 79H144V78H142ZM153 79H154V78H153ZM263 79H264V78H263ZM5 80H6V79H5ZM18 80H19V78H18ZM22 80H23V79H22ZM30 80H31V79H30ZM33 80H35V78L32 79V81H33ZM44 80H45V79H44ZM73 80H72V82H73ZM75 80H74V81H75ZM89 80H90V79H88V81H89ZM91 80H92V78H91ZM120 80H121V79H120ZM128 80L130 81V78H129ZM131 80H132V79H131ZM145 80H146V78H145ZM147 80H148V79H147ZM176 80H177V79H176ZM185 80H186V79H185ZM7 81H8V82H4V83L6 84L5 86H7V85H8L7 83L10 82L8 79H7ZM11 81H12V80H11ZM14 81H13V82H14ZM19 81H20V80H19ZM32 81H31V82H32ZM64 81H65V80H64ZM88 81H87V83H88ZM118 81H119V80H117V82H118ZM124 81L126 82L125 79H124ZM124 81H123V83H124ZM132 81H133V80H132ZM152 81H153V80H152ZM152 81L150 80L149 83L152 82ZM257 81H258V80H257ZM22 82H25V81L23 80ZM28 82L30 83L29 80L26 81V83H28ZM84 82H86V81H84ZM92 82H93V80H92ZM106 82H107V83H106ZM134 82H135L134 84H136V81H134ZM137 82H139V81L137 80ZM240 82H241V81H240ZM262 82H263V80H262ZM262 82H261V83H262ZM0 83L2 84V82H0ZM11 83H12V82H11ZM37 83H38V82H37ZM42 83H43V81H39V85L37 84V85L39 86V88H40V86H41ZM74 83H75V82H74ZM118 83H119V82H118ZM120 83H122V82H120ZM123 83H122V84H123ZM128 83H129V85L131 84L130 82L127 81L126 84H128ZM132 83H133V82H132ZM141 83H142V82H141ZM143 83H144V80H143ZM143 83H142V84H143ZM145 83H146V85H144V86H148V85H147V82H145ZM178 83H179V82H178ZM180 83H181V82H180ZM238 83H239V82H238ZM242 83H243V82H242ZM15 84H16V83H15ZM22 84H24V83H22ZM31 84H32V83H31ZM43 84H44V83H43ZM79 84H80V83H79ZM88 84H89V83H88ZM88 84L86 85V83H84V86L86 85L85 87H87ZM91 84H92V83H91ZM122 84H120V85L122 86ZM134 84H133V85H134ZM153 84H154V83H153ZM24 85H26V84H24ZM24 85H23V86H24ZM89 85H90V84H89ZM93 85H94V84H93ZM103 85H104V84H102L101 86H103ZM114 85H118V84H114ZM114 85H112V86H114ZM123 85H125V84H123ZM8 86H10V85H8ZM35 86H36V85H35ZM74 86H76V85L74 84ZM94 86H95V85H94ZM94 86H93V87H94ZM97 86H99V85H97ZM118 86H119V85H118ZM130 86L132 87V85H130ZM139 86H140V85H138V88H139ZM149 86L151 87V85H149ZM232 86H233V85H232ZM236 86H238V85H236ZM25 87H26V86H25ZM33 87H34V86H33ZM43 87H44V86H43ZM114 87H115V86H114ZM125 87H127V86L125 85ZM125 87H124V88H125ZM134 87H135V85H134ZM150 87H149V88H150ZM1 88H3V87H1V85H0V90H1ZM31 88H32V86H31ZM39 88L37 89V91H39ZM87 88H88V87H87ZM100 88H101V87H100ZM105 88H107V86H106ZM116 88H117V87H115L114 89H116ZM118 88H121V89H122L123 87H118ZM128 88H129V87H128ZM132 88H133V87H132ZM12 89H14V88H12ZM25 89H26V88H25ZM84 89H85V88H84ZM84 89H83V90H84ZM88 89H89V88H88ZM96 89H98V87H97ZM108 89H109V88H108ZM108 89H107V90H104V91H108ZM114 89L111 88V90H114ZM125 89H126V88H125ZM133 89H134V88H133ZM230 89H231V88H230ZM260 89H261V88H260ZM26 90H27V89H26ZM56 90H57V89H56ZM76 90H77V89H76ZM83 90H81V92H82ZM86 90H87V89H86ZM86 90H85V91H86ZM90 90H91V89H90ZM92 90H94V89L92 88ZM118 90H119V89H118ZM141 90H142V89H141ZM145 90H146V89H145ZM149 90H150V89H149ZM224 90H225V89H224ZM2 91H3V90H2ZM4 91H7V90L4 89ZM4 91H3V92H4ZM14 91H15V89H14ZM19 91H20V90H19ZM24 91H25V90H24ZM28 91H32V90H29V89H28ZM78 91H79V90H77V92H78ZM85 91H84V92H85ZM109 91H110V90H109ZM122 91H123V90H122ZM136 91H137V86L135 87V91H134V92H136ZM142 91H143V90H142ZM20 92H21V91H20ZM35 92H36V91H35ZM50 92H51V91H50ZM54 92L56 93L57 91H54ZM79 92H80V91H79ZM88 92H89V91H88ZM94 92H96V91H94ZM116 92H118V91L116 90ZM125 92H126V90H125ZM125 92H124V93H125ZM128 92H129V91H128ZM132 92H133V91H132ZM150 92H152V91H150ZM231 92H232V91H231ZM243 92H245V91H243ZM8 93H9V92H8ZM13 93H15V92H13ZM21 93H22V92H21ZM24 93H25V92H24ZM24 93H23V94H24ZM26 93H27V92H26ZM36 93H37V92H36ZM46 93H48V92H46ZM46 93H45L44 95H46ZM71 93L73 94V92H71ZM91 93H93V92H91ZM96 93H97V92H96ZM106 93H107V92H106ZM106 93H105V94H106ZM113 93H115V92H113ZM119 93H120V92H119ZM222 93H223V95H224L225 92H222ZM232 93H233V95L230 94V96L232 97L230 100H229V99H228V100L225 99L224 102H221V103H222L221 105H223V109H225V110H231V109H233L231 103L234 102V104H236L237 101L239 100L240 96L244 94V93L241 94V89L239 90V88H235L234 92H232ZM49 94H50V93H49ZM57 94H58V92H57ZM80 94H81V96H80L81 99L83 98V100H84V95H83L82 93H80ZM80 94H78V95H80ZM98 94H99V93H98ZM100 94H101V92H100ZM108 94H109V93H108ZM129 94H130V93H129ZM132 94H133V93H132ZM134 94L137 95L138 93H137V94L134 93ZM139 94H140V93H139ZM196 94H197V93H196ZM245 94H246V93H245ZM54 95H55V94H54ZM54 95L52 96V98L54 97ZM70 95H71V94H70ZM76 95H77V94H76ZM82 95H83V97H82ZM102 95H103V94H102ZM109 95H110V94H109ZM122 95H123V94H122ZM130 95H131V94H130ZM143 95H145V94H144V93H143V94L141 93V96H139V95H138V96H139V98H140V97H144ZM146 95H148V94H146ZM190 95H191V94H190ZM198 95H199V94H198ZM18 96H19V95H18ZM18 96H17V99L19 98ZM33 96H34V95H33ZM40 96H41V95H40ZM87 96H88V95H87ZM126 96H127V95H126ZM194 96H195V95H194ZM221 96H222V95H221ZM225 96H226V94H225ZM246 96H247V95H245V96H241V97H242V99H243V98H245ZM12 97H13V96H12ZM14 97H15V96H14ZM35 97H37V96L35 95ZM45 97H46V96H45ZM50 97H51V96H50ZM50 97H49V98H50ZM56 97H57V96H56ZM56 97H55V98H56ZM72 97H73V95H72ZM76 97H78V96H76ZM90 97H91V94H90ZM99 97H101V96H99ZM99 97H98V98H99ZM107 97L109 98V96H107ZM113 97H114V95H113ZM127 97H128V96H127ZM127 97H125V98H127ZM226 97H227V96H226ZM2 98H3V97H2ZM9 98H10V97H9ZM28 98L30 99L29 95H28ZM46 98H47V97H46ZM46 98H45V99H46ZM52 98H51V100H52ZM65 98L67 99V97H65ZM65 98H64V99H65ZM68 98H69V97H68ZM103 98H105V97H103ZM224 98H225V97H224ZM3 99H4V98H3ZM40 99H44V98L42 97V98H40ZM45 99H44V100H45ZM59 99H60V98H59ZM64 99H63V100H64ZM79 99H80V98H79ZM89 99H90V98H89ZM89 99H88V101L90 102ZM91 99H93V98H91ZM105 99H106V98H105ZM112 99H113V98H112ZM128 99H130V98H128ZM242 99L240 98V100H242ZM263 99H264V98H263ZM5 100H6V99H5ZM27 100H28V99H27ZM35 100H37V99L35 98ZM51 100L46 99L45 101H48V102H49V101H51ZM53 100H55V99H53ZM74 100H75V99H74ZM83 100H82V101H83ZM86 100H87V98H86ZM86 100H85V101H86ZM110 100H111V99H110ZM113 100H114V99H113ZM137 100H138V99H137ZM142 100H143V99H142ZM220 100H221V99H220ZM243 100H245V99H243ZM3 101H4V100H3ZM6 101H7V100H6ZM13 101H14V99H13ZM16 101H17V100H15L14 102L16 103ZM40 101H41V100H40ZM55 101H56V100H55ZM68 101H69V100H68ZM88 101H87V102H88ZM111 101H112V100H111ZM251 101H252V100H251ZM260 101H261V100H260ZM21 102H22V101H21ZM29 102H30V101H29ZM33 102H34V101H33ZM33 102H32V103H33ZM35 102H36V101H35ZM60 102H61V101H60ZM65 102H66V101H65ZM72 102H73V101H72ZM72 102H71V103H72ZM87 102H86V103H87ZM89 102H88V103H89ZM127 102H128V101H127ZM239 102H240V101H239ZM239 102H238V103H239ZM241 102H242V101H241ZM245 102H246V101H244L243 103H245ZM18 103H19V101H18ZM30 103H31V102H30ZM32 103H31V105H32ZM42 103H43V101H42ZM51 103H52V102H51ZM51 103H50V104H51ZM53 103H54V102H53ZM67 103H68V102H67ZM83 103H84V102H83ZM223 103H224V104H223ZM248 103H249V102H248ZM250 103H251V102H250ZM261 103H262V102H261ZM9 104H10V103H9ZM9 104H8V105H9ZM12 104H13V103H12ZM12 104H11V105H12ZM28 104H29V103H28ZM39 104H40V102H39ZM61 104H62V103H61ZM68 104H69V103H68ZM72 104H73V103H72ZM259 104H260V103H258V105H259ZM15 105L18 106L17 104H15ZM25 105H26V104H25ZM37 105H38V103H37ZM40 105H41V104H40ZM43 105H47V103H46V104L43 103ZM57 105H58V103H57ZM70 105H71V104H69V106H70ZM118 105H119V104H118ZM255 105H256V104H255ZM255 105H253V106H255ZM9 106H10V105H9ZM27 106H28V105H27ZM27 106H26V107H27ZM41 106H42V105H41ZM52 106H53V104H52ZM52 106H51V107H52ZM54 106H55V103H54ZM71 106H72V105H71ZM77 106H78V107H81L80 109H83L82 106H79V105H77ZM84 106H85V104H84ZM107 106H108V105H107ZM218 106H220V104H219ZM233 106H235V105H233ZM246 106H247V105H246ZM23 107H24V110H25V106H23ZM47 107H50V106H47ZM258 107H259V106H258ZM12 108H13V107H12ZM18 108H19V107H18ZM21 108H22V107H21ZM39 108H40V107L38 106V109H39ZM42 108L45 109L44 106H42ZM64 108H65V107H64ZM64 108H63V109H64ZM10 109H11V108H10ZM54 109H55V108H54ZM56 109H57V106H56ZM61 109H62V108H61ZM61 109H60V110H61ZM63 109H62V110H63ZM68 109H70V110L67 111V112H70V111L72 110L71 107L68 108ZM223 109H222V110H223ZM260 109H261V112H260ZM260 109H258V110H256V108L253 109V112H251V114H250L249 116H248V114H249V112H250V109H249V110L246 109L248 113L243 111L242 114H240V113L238 112V115H236L235 118H234V117H231V118H232V121L235 120L236 124H238V125H239V123H241V124L243 123V125H244V124H247V125H248V124L251 122V120H252L251 117H253V118H254L255 116H256V117H259V114H260V113H262V114L264 113V103L262 104V106L260 107ZM11 110H12V109H11ZM32 110H33V109H32ZM32 110H31V111H32ZM34 110H35V109H34ZM39 110H40V109H39ZM39 110H38V111H39ZM45 110H46V109H45ZM58 110H59V109H58ZM62 110L60 111V113L63 112L65 109H64L63 111H62ZM66 110H67V108H66ZM106 110H107V109H106ZM225 110H224V112H225ZM0 111H1V110H0ZM3 111H4V110H3ZM6 111H7V110H6ZM13 111H15V110L13 109ZM19 111H20V110H19ZM19 111H18V112H19ZM22 111H23V110H21L20 112H22ZM25 111H28V110H25ZM40 111H41V110H40ZM56 111H57V110H56ZM137 111H138V110H137ZM4 112H5V111H4ZM23 112H24V111H23ZM35 112H36V111H35ZM35 112H34V113H35ZM44 112H45V111H44ZM51 112H52V110H51ZM78 112H79V111H78ZM84 112H85V110L82 111V113H84ZM108 112H109V111H108ZM140 112H141V111H140ZM154 112H155V111H154ZM160 112H161V111H160ZM224 112L222 113V115H223V114H224V115L226 114V113H224ZM226 112H227V111H226ZM240 112H241V111H240ZM10 113H11V112H10ZM25 113H27V112H25ZM29 113H30V112H29ZM38 113H39V112H38ZM42 113H43V112H42ZM46 113H47V112H46ZM72 113H73V112H72ZM80 113H81V110H80ZM85 113H86V112H85ZM113 113H114V112H113ZM12 114H13V112H12ZM31 114H32V113H31ZM54 114H56V113H54ZM54 114H53V115H54ZM62 114H64V113H62ZM62 114H60V115H62ZM106 114H107V112H106ZM211 114H212V113H211ZM233 114H234V113H233ZM236 114H237V113H236ZM13 115H14V114H13ZM50 115H51V114H50ZM74 115H75V113H74ZM74 115H72V116H74ZM84 115H85V114H84ZM104 115H105V114H104ZM111 115H112V114H111ZM202 115H203V114H202ZM212 115H213V114H212ZM217 115H218V114H217ZM226 115H227V114H226ZM234 115H235V114H234ZM257 115H258V116H257ZM263 115H264V114H263ZM0 116H3V115H0ZM19 116H20V115H19ZM26 116H28V113L26 114ZM40 116H41V115H40ZM40 116H39V117H40ZM42 116H43V115H42ZM42 116H41V117H42ZM75 116H76V115H75ZM75 116H74V117H75ZM109 116H110V115H109ZM157 116H158V115H157ZM209 116H210V115H209ZM215 116H216V115H215ZM218 116H221V115H218ZM261 116H262V115H261ZM8 117L10 118V116H8ZM16 117H17V116H16ZM20 117H21V116H20ZM32 117H34L33 114H32ZM39 117H38L37 120H39ZM44 117H47V116L44 115ZM51 117H53V116H51ZM54 117H55V116H54ZM54 117H53V118H54ZM60 117H61V116H60ZM63 117H64V116H63ZM76 117H77V116H76ZM86 117H88V116H86ZM86 117H85L84 119H86ZM104 117H105V116H104ZM190 117H191V116H190ZM200 117H201V116H200ZM200 117L197 118V119H200ZM206 117H207V116L204 117L206 120H207L208 118H209V119L212 118V116H210V117H208V118H206ZM225 117H226V116H225ZM24 118H25V117H24ZM27 118H29V117H27ZM27 118H26V119H27ZM48 118H49V117H48ZM48 118H47V119H48ZM57 118H59V117H57ZM57 118H56V119H57ZM71 118H73V117H71ZM80 118L83 119V116L79 117V119H80ZM204 118H203V119H204ZM216 118H217V117H215L214 119H216ZM221 118H222V116H221ZM231 118H230V119H231ZM12 119H13V118H12ZM16 119H18V117H17ZM35 119H36V118H35ZM54 119H55V118H54ZM56 119H55V120H56ZM73 119H74V118H73ZM75 119H76V118H75ZM150 119H152V118H150ZM175 119H176V118H175ZM209 119H208V120H209ZM217 119H218V118H217ZM219 119H220V118H219ZM226 119H227V118H226ZM233 119H234V120H233ZM14 120H15V119H14ZM29 120H30V119H29ZM29 120H28V122H29ZM42 120H43V123H42V124H44L45 119L42 118ZM42 120H41V121H42ZM59 120H60V119H59ZM95 120H96V119H95ZM142 120H143V119H141L140 121H142ZM153 120H155V119H153ZM156 120H157V119H156ZM184 120H185V119H184ZM220 120H221V119H220ZM227 120H228V119H227ZM243 120H245V121L243 122ZM254 120H255V119H254ZM256 120H258V119H256ZM5 121H6V119H5ZM19 121H20V120H19ZM31 121H32V120H31ZM82 121H83V120H82ZM87 121H89V120H87ZM90 121H91V120H90ZM90 121H89V122H90ZM146 121H147V120H145V121H143V122H146ZM150 121H151V120H150ZM163 121H164V120H163ZM168 121H171V119L168 120ZM168 121H167V122H168ZM173 121H174V120H173ZM191 121H192V120H191ZM191 121H190V122H191ZM198 121H199V120H198ZM217 121H219V120H217ZM13 122H14V121H13ZM38 122H40V121H38ZM47 122H48V120H47ZM51 122H53V121L51 120ZM78 122H79V121H78ZM78 122H76V124H77ZM132 122H133V121H132ZM167 122H166V123H167ZM171 122H172V121H171ZM190 122H189V123H190ZM202 122L204 123L205 121L202 120ZM228 122H229V121H228ZM254 122H255V121H254ZM20 123H21V122H20ZM20 123H19V124H20ZM48 123H50V122H48ZM54 123H55V122H54ZM67 123H68V122H67ZM84 123H85V122H84ZM84 123H83V124H84ZM192 123H194V122L192 121ZM198 123H199V122H198ZM205 123H206V122H205ZM26 124H27V123H26ZM39 124H41V123H39ZM45 124H46V123H45ZM45 124H44V125H45ZM52 124H53V123H52ZM64 124H65V123H63V125H64ZM85 124H86V123H85ZM85 124H84V126H85ZM128 124H129V123H128ZM131 124H132V123H131ZM145 124L147 125V122L144 123V125H145ZM163 124L166 125L165 123H163ZM190 124H191V123H190ZM12 125H13V124H12ZM34 125H35V122H34ZM48 125H49V124H48ZM56 125L59 126V124H56ZM60 125H61V124H60ZM72 125H73V124H72ZM77 125H78V124H77ZM90 125H91V124H90ZM146 125H145V126H146ZM186 125H187V123H186ZM192 125H193V124H192ZM232 125H233V123H232ZM243 125H242V126H243ZM16 126H17V125H16ZM31 126H32V125L30 124V126H29V127H30L29 130H31ZM42 126H43V125H42ZM53 126H55V124H54ZM78 126H80V125H78ZM82 126H83V125H82ZM84 126H83V127H84ZM128 126H130V125H128ZM133 126H134V125H133ZM138 126H139V125H138ZM145 126H144V127H145ZM200 126H204V125L202 124V125H200ZM19 127L22 128V126H19ZM37 127H39L38 124H37ZM45 127H46V125H45ZM64 127H65V126H63V127H58V128H61V129H62V128H64ZM83 127H82V128H83ZM85 127H86V126H85ZM134 127H136V126H134ZM141 127H142V126H141ZM141 127H139V128L136 129V130L138 131ZM144 127H143V129H144ZM166 127H167V126H166ZM168 127H169V126H168ZM170 127H171V126H170ZM192 127H193V126H192ZM234 127H235V126H234ZM4 128H5V127H4ZM24 128H25V127H24ZM32 128H33V127H32ZM34 128H35V127H34ZM34 128H33V129H34ZM51 128H52V127H51ZM51 128H50V129H51ZM55 128H56V127H55ZM79 128H80V127H79ZM104 128H105V127H104ZM194 128L196 129L197 127L195 126ZM198 128H199V126H198ZM200 128H201V127H200ZM200 128H199V130H197V131H200ZM202 128H203V127H202ZM236 128H239V131H242V130H240V126H239V127H236ZM250 128H253V126H252V127L249 126V127L247 128V130H249ZM255 128H257V127H255ZM19 129H20V128H19ZM19 129H18V132H19ZM37 129H38V128H37ZM86 129H88V128H86ZM107 129H108V128H107ZM112 129H113V128H112ZM127 129H128V128H126V130H127ZM129 129H130V128H129ZM168 129H170V128H168ZM203 129H204V128H203ZM20 130H21V129H20ZM24 130H26V129H24ZM27 130H28V128H27ZM27 130H26V132H27ZM35 130H36V129H35ZM40 130H41V129H40ZM62 130H63V129H62ZM105 130H106V129H105ZM133 130H134V129H133ZM136 130H135V131H136ZM164 130H165V129H164ZM164 130H163V131H164ZM185 130H186V129H185ZM187 130H188V129H187ZM243 130H244V129H243ZM258 130H259V129H258ZM258 130H257V131H258ZM260 130H261V129H260ZM260 130H259V131H260ZM0 131H1V130H0ZM47 131H49V130L47 129ZM52 131H54V130L52 129ZM57 131H58V130H57ZM85 131H86V130H85ZM128 131H129V130H128ZM128 131H127V132H128ZM131 131H132V130H131ZM131 131L128 132L130 137H132L131 135H132V133H133V132L131 133ZM135 131H134V132H135ZM140 131H141V130H140ZM140 131H139V132H136V133H140ZM158 131H159V130H158ZM169 131H170V130H169ZM236 131H238V130L236 129ZM26 132H25V133H26ZM59 132H60V130H59ZM59 132H57V133H59ZM81 132H82V131H81ZM110 132H111V130H110ZM127 132H125V133H126L125 137H126L127 134H128ZM142 132H143V131H142ZM142 132H141V133H142ZM187 132H188V131H187ZM190 132H191V131H190ZM190 132H189V134H190ZM243 132H244V131H243ZM243 132H242V133H243ZM15 133H16V132H15ZM51 133H52V132H51ZM54 133H55V132H53V134H54ZM61 133H62V132H61ZM63 133H65V132H63ZM63 133H62V134H63ZM66 133H67V132H66ZM66 133H65V134H66ZM82 133H83V135H84V132H82ZM82 133H81V134H82ZM88 133H89V132H88ZM108 133H109V132H108ZM117 133H118V132H117ZM121 133H122V132H121ZM125 133H124V134H125ZM130 133H131V135H130ZM143 133H144V132H143ZM157 133H158V132H157ZM159 133H160V132H159ZM159 133H158V135H159ZM185 133H186V132H185ZM21 134H22V133H21ZM40 134H42V133H40ZM40 134H39V135H40ZM160 134H162V132H161ZM163 134H164V133H163ZM163 134H162V135H163ZM165 134H167V133H165ZM191 134H192V133H191ZM244 134H246V133H244ZM10 135H11V134H10ZM31 135H32V134H31ZM31 135H30L29 137H32ZM60 135H61V134H60ZM112 135H113V134H112ZM116 135H118V134H116ZM116 135H115V137H116ZM122 135H123V134H122ZM133 135H134V133H133ZM136 135H137V134H136ZM136 135H134V136H136ZM158 135H157V136H158ZM169 135H170V134H169ZM26 136H28V135H26ZM33 136H34V135H33ZM40 136H41V135H40ZM50 136H51V135H50ZM50 136H49V138H50ZM57 136H58V135H57ZM84 136H85V135H84ZM86 136H88V135H86ZM119 136H120V135H119ZM119 136H118V137H119ZM123 136H124V135H123ZM123 136H122V139H123ZM134 136H133V137H134ZM138 136L140 137V135H138ZM198 136H199V135H198ZM237 136H239V135H237ZM13 137H14V136H13ZM22 137H23V136H22ZM29 137H28V138H29ZM37 137H38V136H37ZM41 137H42V136H41ZM43 137H44V136H43ZM60 137H61V136H60ZM80 137H81V136H80ZM118 137H116V138H118ZM147 137H148V136H147ZM149 137H150V136H149ZM153 137H154V136H153ZM249 137H251V139H252V136H249ZM261 137H262V135L259 136V138H261ZM263 137H264V135H263ZM263 137H262V138H263ZM15 138H16V137H15ZM17 138H18V137H17ZM39 138H40V137H39ZM52 138H53V140H54V136H53ZM52 138H51V141H52ZM57 138H59V137H57ZM82 138H85V137L82 136ZM87 138H88V137H86V139H87ZM120 138H121V137H120ZM134 138H135V137H134ZM134 138H132V139L134 140ZM155 138H156V136H155ZM159 138H160V136H159ZM243 138H244V137H243ZM243 138H242V139H243ZM245 138H246V137H245ZM10 139H11V137H10ZM41 139H42V138H41ZM41 139H40V140H41ZM55 139H56V137H55ZM136 139H137V138H135V141L138 140V139H137V140H136ZM140 139H143V138H140ZM140 139H139V140H140ZM148 139H149V138H148ZM150 139H151V138H150ZM157 139H158V138H157ZM227 139H228V138H227ZM240 139H241V138H240ZM240 139H239V140H240ZM242 139H241V140H242ZM249 139H250V138H249ZM249 139H248V140H249ZM254 139H255V138H254ZM23 140H24V139H23ZM35 140H36V139H34L33 142H34ZM37 140H38V138H37ZM46 140L48 141V139H46ZM56 140H57V139H56ZM56 140L53 141V142L56 143ZM60 140H61V138H60ZM60 140H59V142H60ZM65 140H66V137H65ZM80 140H81V138H80ZM123 140H124V139H123ZM129 140H130V139H127L128 142H129ZM133 140H132V141H133ZM139 140H138V141H139ZM153 140H154V139H153ZM163 140H165V139H163ZM163 140H162V141H163ZM231 140H232V139H231ZM233 140H234V139H233ZM259 140H260V139H259ZM31 141H32V140H31ZM31 141H30V142H31ZM38 141H39V140H38ZM38 141H37V142H38ZM51 141H50V142H46V141H45V143H49V144H50ZM84 141H86V140H84ZM150 141H151V140H150ZM150 141H148V142H150ZM154 141H155V140H154ZM158 141H159V140H158ZM242 141L245 142L246 139H244V140H242ZM242 141H241V142H242ZM251 141H253V139H252ZM251 141H249V142H251ZM255 141L257 142L256 139H255ZM15 142H16V140H15ZM57 142H58V141H57ZM64 142H65V141H64ZM71 142H72V141H71ZM114 142H115V140H114ZM130 142H131V140H130ZM130 142H129V143H130ZM140 142L143 143L142 141H140ZM148 142H147V143H148ZM155 142H157V141H155ZM155 142H154V143H155ZM159 142H161V138H160V141H159ZM5 143H6V142H5ZM16 143H17V142H16ZM20 143H21V142H20ZM22 143H23V142H22ZM22 143H21V144H22ZM38 143H39V142H38ZM41 143H43V141H42ZM61 143H62V145L65 144V143L63 144V142H60V144H61ZM124 143L127 144L126 142H124ZM132 143H133V145H136V144H134V142H131V144H132ZM137 143H138V142H137ZM152 143H153V142H152ZM154 143H153V144H154ZM161 143H162V142H161ZM171 143H172V142H171ZM216 143H217V142H216ZM7 144H8V143H7ZM18 144H19V143H18ZM43 144H44V143H43ZM52 144H53V143H52ZM52 144H50V146H51ZM121 144H122V143H121ZM153 144H151V145H153ZM157 144H158V142H157ZM231 144H232V143H231ZM254 144H255V143H254ZM254 144H253V145H254ZM8 145H10V143H9ZM41 145H42V144H41ZM45 145H47V144H45ZM81 145H82V144H81ZM81 145H80V146H81ZM123 145H124V144H123ZM133 145H131V146L133 147ZM137 145H138V144H137ZM151 145H150V147H151ZM168 145H169V144H168ZM173 145H174V144H173ZM209 145H210V144H209ZM217 145H218V144H217ZM221 145H222V144H221ZM221 145H219V146H221ZM233 145H234V143H233ZM246 145H247V144H246ZM257 145H258V144H256V146H257ZM259 145H260V144H259ZM261 145H262V144H261ZM22 146H23V145H22ZM38 146H39V145H38ZM38 146L36 145V147H38ZM52 146L55 147V146H57V144H55V145L53 144ZM125 146H126V145H125ZM131 146H130V147H131ZM206 146H207V144H206ZM219 146H217V147H219ZM248 146H249V145H248ZM251 146H252V145H251ZM40 147H41V146H40ZM42 147H43V146H42ZM65 147H66V146H65ZM140 147H142V145H141ZM153 147H155V148L157 149V145H156V146H153ZM161 147L164 148V146H161ZM213 147H216V145H214ZM213 147H212V148H213ZM254 147H255V146H254ZM263 147H264V146H263ZM32 148H33V147H32ZM45 148H46V147H45ZM45 148H44V149H45ZM52 148H53V147H52ZM59 148H60V147H59ZM86 148H87V147H86ZM126 148H127V147H126ZM167 148H168V147H167ZM169 148H172V147H169ZM173 148H174V147H173ZM177 148H179V147H177ZM201 148H202V147H201ZM210 148H211V147H210ZM220 148H221V147H220ZM223 148H224V146H223ZM245 148H246V146H245ZM248 148H249V147H248ZM250 148H251V147H250ZM13 149H16V147H14ZM17 149H18V148H17ZM27 149H28V148H27ZM27 149H26V150H27ZM38 149H39V148H38ZM42 149H43V148H42ZM74 149H75V148H74ZM82 149H83V147H81V150H82ZM84 149H85V148H84ZM127 149H129V148H127ZM134 149H135V148H133V150H134ZM147 149H148V148H147ZM150 149H151V148H150ZM158 149H159V148H158ZM161 149H162V148H161ZM164 149H165V148H164ZM7 150H9V149H7ZM26 150H25V151H26ZM32 150H34V149H32ZM81 150H80V151H81ZM143 150H144V149H143ZM154 150H155V149H154ZM166 150H167V149H166ZM217 150L220 151V152L222 151V150H219V149H217ZM29 151H31V150H29ZM35 151H36V149H35ZM37 151H38V150H37ZM72 151H73V150H72ZM74 151H75V150H74ZM82 151H83V150H82ZM82 151H81V152H82ZM86 151H87V149H86ZM146 151H147V150H146ZM161 151H162V150H161ZM168 151H169V150H168ZM206 151H207V150H206ZM17 152H18V151H17ZM33 152H34V151H33ZM42 152H43V151H42ZM70 152H71V151H70ZM70 152H67V153L69 154ZM75 152H76V151H75ZM75 152H74V154H75ZM88 152H89V151H88ZM99 152H101V151H99ZM102 152L104 153V151H102ZM147 152H148V151H147ZM149 152H150V151H149ZM169 152H170V151H169ZM204 152H205V151H204ZM224 152H225V151H224ZM0 153H1V152H0ZM25 153H27V151H26ZM34 153H35V152H34ZM34 153H33V154H34ZM45 153H46V152H45ZM79 153H80V152H79ZM79 153H78V154H79ZM83 153L85 154V151H83ZM106 153H107V152H106ZM135 153H137V152H135ZM172 153H173V152H172ZM182 153H183V152H182ZM210 153H211V152H210ZM215 153H216V152H215ZM16 154H17V153H16ZM30 154H31V152H30ZM71 154H72V152H71ZM76 154H77V153H76ZM84 154H81V155H84ZM89 154H90V153H89ZM146 154H147V153H146ZM148 154H149V153H148ZM162 154H164V153H162ZM216 154H217V153H216ZM224 154H225V153H223V154H221V155H224ZM13 155H14V154H13ZM13 155H12V156H13ZM72 155H73V154H72ZM87 155H88V153H87ZM98 155H99V154H98ZM136 155H137V154H136ZM201 155H202V154H201ZM201 155H200V156H201ZM217 155H218V154H217ZM8 156H9V155H8ZM36 156H37V155H36ZM139 156H140V158H141V154H139ZM143 156H144V154H143ZM145 156H146V155H145ZM148 156H149V155H148ZM210 156H211V155H210ZM210 156H209V157H210ZM214 156H215V155H214ZM214 156H213V157H214ZM224 156H225V155H224ZM6 157H7V156H6ZM23 157H25V156H23V153H22V158H23ZM28 157H29V154H28ZM66 157H67V155H66ZM88 157H90V155H88ZM88 157L86 158L87 160L90 159V158H92V157H90V158H88ZM205 157H207V156L205 155ZM215 157H216V156H215ZM220 157H221V156H220ZM13 158H14V157H13ZM19 158H21V157H19ZM19 158H18V159H19ZM22 158H21V159H22ZM26 158H27V157H26ZM40 158H41V156H40ZM74 158H76V157H74ZM82 158H85V157L83 156ZM82 158H80L81 161H82ZM124 158H125V157H124ZM128 158H130V157H128ZM132 158H133V157H132ZM136 158H137V157H136ZM174 158H175V157H174ZM174 158H173L172 160H174ZM182 158H183V157H182ZM210 158H211V157H210ZM255 158H256V157H255ZM0 159H1V158H0ZM6 159H7V158H6ZM8 159H9V158H8ZM11 159H12V158H11ZM28 159H29V158H28ZM67 159H69V158H67ZM76 159H77V158H76ZM80 159H78V160H76V161L79 162ZM130 159H131V158H130ZM134 159H135V158H134ZM134 159H131V160L134 161ZM137 159H139V158H137ZM142 159H143V158H142ZM142 159H140V160H141V163H142ZM148 159H149V158H148ZM207 159H208V158H207ZM219 159H220V158H219ZM219 159H218L217 161H219ZM221 159H222V158H221ZM74 160H75V159H74ZM95 160H96V159H95ZM128 160H129V159H128ZM128 160H127V161H128ZM140 160H139V161H140ZM143 160H144V159H143ZM145 160H147L146 157H145ZM184 160H185V159H184ZM197 160H198V159H197ZM201 160H202V159H201ZM211 160H212V159H211ZM211 160H210V161H211ZM263 160H264V159H263ZM39 161H40V160H39ZM48 161H49V160H48ZM48 161H47V162H48ZM64 161H65V159H64ZM96 161H97V160H96ZM103 161H104V159H103ZM150 161H151V160H150ZM168 161H169V160H168ZM220 161H221V160H220ZM11 162H12V161H11ZM15 162H16V161H15ZM15 162H14V165H16ZM71 162H73V160H71ZM78 162H77V163H78ZM85 162H86V161H85ZM85 162H84V163H85ZM87 162H88V161H87ZM94 162H95V161H94ZM94 162H93V163H94ZM97 162L100 163V161H97ZM135 162H136V161H135ZM180 162H181V160H180ZM183 162H184V161H183ZM211 162H212V161H211ZM214 162H215V161H214ZM5 163H6V162H5ZM16 163H18V162H16ZM19 163H20V162H19ZM23 163H25V162H23ZM23 163H22V164H23ZM82 163H83V162H82ZM88 163L91 164L90 161H89ZM93 163H92V164H93ZM99 163H97L98 168L101 167ZM124 163H125V162H124ZM131 163H132V165H133V162H131ZM136 163H137V162H136ZM136 163H135L134 165H137ZM139 163H140V162H139ZM143 163H144V162H143ZM202 163L205 164L204 161H203ZM209 163H210V162H209ZM209 163H208V164H209ZM222 163H223V162H222ZM228 163H229V162H228ZM9 164H10V163H9ZM9 164H8V165H9ZM22 164H21V165H22ZM27 164H28V163H27ZM27 164H26V166L29 167V165H27ZM29 164H30V163H29ZM33 164H34V163H33ZM73 164H74V162H73ZM107 164L109 165V163H107ZM107 164H105V166H107ZM198 164H199V161H198ZM198 164H197V165H198ZM204 164H201V166L204 165ZM208 164H207V165H208ZM217 164H218V163H217ZM235 164H236V163H235ZM57 165H58V164H57ZM69 165H70V164H69ZM81 165L83 166V164H81ZM81 165H80V166H81ZM84 165H86V163H85ZM87 165H88V164H87ZM87 165H86V166H87ZM101 165H102V164H101ZM128 165H129V164H128ZM134 165H133V166H134ZM142 165H143V164H142ZM193 165H194V164H193ZM207 165H206V166L204 165V167H207ZM224 165H225V164H224ZM238 165H239V164H237V166H238ZM240 165H241V164H240ZM51 166H52V165H49V167H51ZM62 166L64 167L63 164H62ZM77 166H78V165H77ZM77 166H76V168H77ZM80 166H79V168H80ZM82 166H81V167H82ZM88 166H89V165H88ZM88 166H87V167H88ZM99 166H100V167H99ZM133 166H132V167H133ZM162 166H163V165H162ZM201 166H200V167H201ZM214 166H215V164H214ZM220 166H221V165H220ZM225 166H226V165H225ZM242 166H243V165H242ZM12 167H13V165H12ZM24 167H25V166H24ZM33 167H34V166H31V165H30V169L33 168ZM44 167H45V166H43L42 168H44ZM67 167H68V166H67ZM67 167H66V168H67ZM72 167H75V164H74V166H72ZM93 167H94V166H93ZM126 167H127V165H126ZM128 167H131V165L128 166ZM132 167H131V169H132ZM138 167H139V166H138ZM140 167H141V165H140ZM154 167H155V166H154ZM158 167H159V166H158ZM176 167H177V166H176ZM196 167L198 168V166H196ZM212 167H213V166H212ZM243 167H245V165H244ZM46 168L48 169V167H46ZM46 168H45V169H46ZM69 168H70V166H69ZM69 168H68V170H69ZM101 168H104V165H103ZM107 168H108V166H107ZM156 168H157V165H156ZM164 168H165V167H164ZM213 168H214V167H213ZM213 168H212V169H213ZM223 168L225 169L224 166H223ZM258 168H259V167H258ZM3 169H4V168H3ZM11 169H12V168H11ZM11 169H10V171H11ZM30 169H29V170H30ZM33 169H35V167H34ZM49 169H50V168H49ZM61 169H62V168H61ZM63 169H64V168H63ZM91 169H92V168H91ZM93 169H94V168H93ZM93 169H92V170H93ZM104 169H105V168H104ZM126 169H128V168H126ZM131 169H130V170H131ZM136 169H137V168H136ZM157 169H158V168H157ZM204 169H205V168H204ZM216 169H217V168H216ZM228 169H229V167H228ZM239 169H240V168H239ZM256 169H257V168H256ZM260 169H261V168H260ZM0 170H1V169H0ZM24 170H25V168H24ZM31 170H32V169H31ZM35 170H36V169H35ZM41 170H43V169H41ZM51 170L55 172L56 169H51ZM66 170H67V169H66ZM68 170L65 171V172H68ZM80 170H81V169H80ZM95 170H96V169H95ZM95 170H94V171H95ZM160 170H162V169H160ZM197 170H198V169H197ZM218 170H219V172H221V170H223V169H218ZM240 170H241V169H240ZM243 170H245V169H243ZM248 170H250V169H248ZM6 171H7V170H6ZM33 171H34V170H33ZM62 171H63V170H62ZM69 171H70V170H69ZM87 171H88V170H87ZM89 171H90V170H89ZM198 171H199V170H198ZM198 171H197V174H199ZM223 171H224V170H223ZM226 171H228V170H226ZM251 171H252V170H251ZM257 171H258V169H257ZM263 171H264V170H263ZM8 172H9V170H8ZM30 172H31V171H30ZM60 172H61V171H60ZM71 172H72V173H70V174L74 175V174H73V171H71ZM92 172H93V171H92ZM96 172H97V171H96ZM102 172H103V170H102ZM159 172H160V171H159ZM173 172H174V171H173ZM201 172H203V171H201ZM209 172H210V171H209ZM243 172H244V171H243ZM247 172H248V171H247ZM5 173H6V172H5ZM9 173H10V172H9ZM35 173H36V172H34V174H33L34 176L36 175ZM41 173H42V172H41ZM84 173H86V172H84ZM94 173H95V172H94ZM98 173H99V172H98ZM98 173H97V174H98ZM165 173H166V172H165ZM195 173H196V172H195ZM204 173H205V171H204ZM223 173H224V172H223ZM248 173H250V172H248ZM254 173H255V172H254ZM254 173H251V175H252V174L255 175ZM1 174H3V171L1 172ZM10 174H11V173H10ZM29 174H31V173H29ZM29 174H28V175H29ZM37 174H38V173H37ZM39 174H40V173H39ZM58 174H61V173H58ZM62 174H64V173H62ZM86 174H87V173H86ZM88 174H89V173H88ZM95 174H96V173H95ZM171 174H173V173H171ZM209 174H210V173H209ZM23 175H24V174H23ZM40 175H42V174H40ZM65 175H66V174H64L63 176H65ZM93 175H94V174H93ZM169 175H170V173H169ZM169 175H167V176H169ZM180 175H181V174H180ZM193 175H194V171H193ZM195 175H196V174H195ZM237 175H238V174H237ZM245 175L248 176L249 174H246V173H245ZM245 175H244V176H245ZM251 175H249V176H251ZM5 176H6V175H5ZM7 176H8V174H7ZM13 176H15V175H13ZM13 176H12V178H13ZM19 176H20V175H19ZM44 176H45V175H44ZM56 176H57V175H56ZM59 176H60V175H59ZM63 176H62V177H63ZM67 176L70 177V175H68V174H67ZM67 176H65V177H67ZM87 176H88V175H87ZM201 176H202V174H201ZM208 176H209V175H208ZM241 176H243V175L241 174ZM9 177H10V176H9ZM20 177H21V176H20ZM26 177H27V176H25V178H26ZM28 177H29V176H28ZM52 177H53V176H52ZM65 177H63V178L66 179ZM74 177H75V176H74ZM82 177H83V176H82ZM135 177H136V176H135ZM158 177H159V176H158ZM179 177H180V176H179ZM203 177H205V176H203ZM14 178H15V177H14ZM14 178H13V179H14ZM42 178H43V180L46 179V178H44V177H42ZM57 178H58V177H57ZM57 178H55V180H56ZM59 178H60V177H59ZM59 178H58V179H59ZM72 178H73V176L70 177V179H72ZM77 178H78V177H77ZM90 178H92V177H89V179H90ZM106 178H107V177H106ZM167 178H169V177H167ZM167 178H166V179H167ZM170 178H171V175H170ZM172 178H173V180H172ZM172 178L169 179V181L171 180V182H170V189H168L169 191H171V193L169 192V193H170L169 196H170L171 198L177 197V199H178V201H179V203H178V204H179V209L181 210V212H182L183 214L187 215V218H188L187 220H188L189 222L191 221L190 223H192V221L195 219L194 217L191 216V215H192V214H191V211H192V209H194V206H193V201H194V200L192 201V199L190 200L189 198H187V197L185 196V195H186V191L188 192V189H185V188H186V183H187L186 181H187V180H186V181H183V180H181V179L176 178V176H174V175L172 176ZM184 178H185V177H184ZM222 178H223V176H222ZM250 178H252V176H251ZM263 178H264V175H263ZM2 179H3V177H2ZM28 179H29V178H28ZM33 179H35V178H33ZM49 179H50V178H49ZM52 179H53V178H52ZM67 179H68V178H67ZM67 179H66V180H67ZM70 179H68V180L70 181ZM85 179H87V178H85ZM107 179H108V178H107ZM109 179H110V177H109ZM112 179H114L113 176H112ZM112 179H110V181H111ZM162 179H164V178H162ZM182 179H183V178H182ZM199 179H200V178H199ZM29 180H30V179H29ZM29 180L27 181L26 185L30 182ZM39 180H40V179H39ZM55 180H54V181H55ZM91 180H92V179H91ZM115 180H116V178H115ZM115 180H112V181H115ZM191 180H192V179H191ZM232 180H234V179H232ZM252 180H253V179H252ZM4 181H5V180H4ZM17 181H18V180H16V182H17ZM22 181H23V180H22ZM24 181H25V180H24ZM50 181H51V179H50ZM69 181H68V182H69ZM116 181H117V180H116ZM116 181H115V182H116ZM156 181H158V180H156ZM156 181H155V182H156ZM169 181H168V182H169ZM227 181H229V180H227ZM256 181H257V180H256ZM259 181H260V180H259ZM13 182H14V181H13ZM31 182H32V181H31ZM36 182H37V181H36ZM40 182H41V181H40ZM42 182H44V181H42ZM77 182H78V181H77ZM104 182H106V180H105ZM118 182H119V181H118ZM225 182H226V181H225ZM230 182L233 183V181H231V180H230ZM7 183H8V181H7ZM7 183H6V185H7ZM34 183H35V182H34ZM59 183L61 184V180H60ZM111 183H113V182H111ZM166 183H167V182H166ZM228 183H229V182H228ZM242 183H243V182H242ZM253 183H254V182H253ZM256 183H257V182H256ZM256 183H254V184L256 185ZM260 183H261V181H260ZM17 184H18V183H17ZM226 184H227V182H226ZM18 185H19V184H18ZM29 185H31V184H29ZM33 185H34V184H33ZM33 185H32V187H33ZM235 185H236V187H238L237 183H236V184L234 183V185L232 184V187L234 186L233 188H235ZM240 185H241V184H240ZM257 185H259V184L257 183ZM257 185H256V186H257ZM1 186H2V185H1ZM7 186H8V185H7ZM9 186H10V184H9ZM12 186H13V185H12ZM16 186H17V185H16ZM16 186H13V187L15 188ZM19 186H20V185H19ZM41 186H43V185H41ZM117 186H118V185H117ZM151 186H152V185H151ZM154 186H155V185H153V187H154ZM156 186H157V185H156ZM224 186H226V185L224 184ZM262 186H263V185H262ZM5 187H6V186H5ZM30 187H31V186H30ZM30 187H29V188H30ZM38 187H39V185H38ZM44 187H45V186H44ZM84 187H85V186H84ZM87 187H88V186H87ZM158 187H159V186H158ZM240 187H241V186H240ZM240 187H238V188L240 189ZM244 187H245V186H244ZM3 188H4V185H3ZM7 188H8V187H7ZM24 188H25V187H24ZM156 188H157V187H156ZM224 188H226V187H224ZM238 188H237V189H238ZM257 188H258V187H257ZM260 188H261V187H260ZM262 188H263V187H262ZM262 188H261V189H262ZM11 189H12V188H11ZM27 189H28V188H27ZM30 189H31V188H30ZM85 189H86V188H85ZM87 189H88V188H87ZM118 189H119V186H118ZM148 189H150V188H148ZM148 189H147V190H148ZM183 189H185V192L182 191ZM194 189H195V188H194ZM194 189H193V190H194ZM239 189H238V191H239ZM1 190H2V189H1ZM31 190H32V189H31ZM36 190H38V189H36ZM54 190H55V189H53V191H54ZM59 190H60V189H59ZM79 190H80V189H79ZM116 190H117V189H116ZM116 190H115V191H116ZM147 190H146V191H147ZM151 190H152V188H151ZM153 190H154V188H153ZM157 190H158V189H157ZM160 190H162V189H160ZM163 190H164V189H163ZM166 190H167V189H166ZM191 190H192V189H191ZM191 190H190V191H191ZM193 190H192V191H193ZM231 190H232V189H231ZM231 190H230V191H231ZM263 190H264V188H263ZM263 190H262V191H263ZM5 191H6V190H5ZM16 191H17V190H16ZM16 191H15V192H16ZM26 191H28V190H26ZM40 191H41V190H40ZM56 191H58V190H56ZM66 191H67V189H66ZM76 191H77V190H76ZM115 191H114V192H115ZM146 191H145V192H146ZM190 191H189V192H190ZM194 191H196V190H194ZM198 191H199V190H198ZM224 191H225V190H224ZM224 191H223V192H224ZM238 191H237V193H238ZM240 191H241V192H240ZM240 191H239L240 194H238V195H241V194L243 195V193H244V188H243V186L241 187V190H240ZM258 191H259V190H258ZM260 191H261V190H260ZM9 192H10V191H9ZM15 192H14V193H15ZM36 192H37V191H36ZM51 192H52V191H51ZM62 192H63V191H62ZM77 192H78V191H77ZM151 192H152V191H151ZM151 192H150V193H151ZM196 192H197V191H196ZM221 192H222V191H221ZM221 192H220V193H221ZM228 192H229V191H228ZM242 192H243V193H242ZM42 193H44V192H42ZM49 193H50V192H49ZM63 193H64V192H63ZM79 193H80V192H79ZM148 193H149V191H148ZM217 193H218V192H217ZM233 193H234V192H233ZM7 194H8V193H7ZM10 194H11V193H10ZM12 194H13V193H12ZM21 194H22V193H21ZM25 194H26V193H25ZM113 194H114V193H113ZM116 194H118V191H117ZM133 194H134V193H133ZM163 194H164V193H163ZM163 194H162V195H163ZM209 194H210V193H209ZM222 194H223L224 198H227V197H225V195H227V194H229V193H227V194H226V193H222ZM224 194H225V195H224ZM234 194H236V193H234ZM234 194H233V196H234ZM0 195H1V193H0ZM26 195H27V194H26ZM45 195H46V194H45ZM52 195H53V194H52ZM61 195H62V194H61ZM204 195H205V194H204ZM204 195H202V196H204ZM210 195H211V194H210ZM218 195H219V194H218ZM229 195H230V194H229ZM236 195H237V194H236ZM236 195H235V196H236ZM9 196H11V195H9ZM14 196H15V195H14ZM28 196H29V195H28ZM33 196H34V195H33ZM48 196H49V195H48ZM115 196H116V195L114 194L113 197H115ZM123 196H124V195H123ZM130 196H131V195H130ZM130 196H129V197H130ZM143 196H144V195H143ZM143 196H142V197H143ZM227 196H228V195H227ZM233 196H232V197H233ZM248 196H249V195H248ZM5 197H7V196H5ZM29 197H30V196H29ZM75 197H76V196H75ZM89 197H90V196H89ZM129 197H128V198H129ZM144 197H145V196H144ZM158 197H159V196H158ZM165 197H166V196H164V198H165ZM230 197H231V196H230ZM232 197H231L230 199H232ZM244 197H246V196H244ZM13 198H14V197H13ZM40 198H41V197H40ZM51 198H52V197H51ZM54 198H55V197H54ZM63 198H64V197H63ZM91 198H92V197H91ZM121 198H122V197H121ZM160 198H161V197H160ZM228 198H229V197H228ZM233 198H234V197H233ZM241 198H242V197H241ZM23 199H24V198H23ZM45 199H46V198H45ZM58 199H59V198H58ZM107 199H108V198H107ZM113 199H114V198H113ZM123 199H124V198H123ZM123 199H121V200H123ZM162 199H163V197H162ZM193 199H194V198H193ZM230 199H229L228 202H233V200L230 201ZM4 200H5V199H4ZM6 200H7V199H6ZM17 200H18V199H17ZM26 200H27V199H26ZM46 200H47V199H46ZM74 200H75V199H74ZM121 200H120V201H121ZM216 200H218L217 197H216ZM216 200H215V201H216ZM224 200H225V199H224ZM224 200H223V201H224ZM2 201H3V199H2ZM23 201H24V200H23ZM59 201H60V200H59ZM128 201H129V200H128ZM244 201H245V200H244ZM13 202H15V201H13ZM61 202H62V201H61ZM85 202L87 203V201H85ZM90 202H91V201H90ZM138 202H140V201H138ZM58 203H59V202H58ZM83 203H84V202H83ZM88 203H89V201H88ZM133 203H135V202L133 201ZM194 203H195V202H194ZM224 203H225V202H224ZM234 203H235V201H234ZM8 204H9V203H8ZM17 204H18V203H17ZM61 204H62V203H61ZM84 204H85V203H84ZM115 204H116V203H115ZM122 204H123V203H122ZM3 205H4V204H3ZM29 205H30V204H29ZM118 205H119V203H118ZM126 205H127V204H126ZM215 205H216V203H215ZM230 205H231V204H230ZM0 206H1V209H2V207H3V208L5 207V206H2L1 204H0ZM7 206H8V205H7ZM18 206H19V205H18ZM18 206H17V207H18ZM21 206H22V205H21ZM30 206H31V205H30ZM121 206H123V205H121ZM172 206H174V205H172ZM111 207H113V206L111 205ZM115 207H116V206H115ZM235 207H236V206H235ZM235 207H234V208H235ZM9 208H10V207H9ZM19 208H20V207H19ZM48 208H49V207H48ZM57 208H58V207H57ZM78 208H80V207H78ZM86 208H87V207H86ZM117 208H118V207H117ZM171 208H172V207H171ZM216 208H217V207H216ZM11 209H12V208H11ZM22 209H23V208H22ZM50 209H51V208H50ZM67 209H68V208H67ZM67 209L65 210V212L67 211ZM111 209H112V208H111ZM114 209H116V208H114ZM114 209H113V210H114ZM162 209L165 210V209H167V208L162 207ZM162 209H161V210H162ZM13 210H15V208H14ZM53 210H55V209L53 208ZM88 210H89V209H88ZM91 210H92V209H91ZM93 210H95V209H93ZM113 210H112V211H113ZM146 210H147V208H146V209H143L142 211L145 212V213L150 212V211H146ZM150 210H151V209H150ZM167 210H168V209H167ZM167 210H166V211H167ZM176 210H177V209H176ZM208 210L210 211V209H208ZM208 210H207V211H208ZM221 210H222V209H221ZM229 210H230V209H229ZM251 210H252V209H251ZM251 210H250V212H251ZM58 211H59V209L57 210V213H59ZM74 211H75V214H76V211H77V210H74ZM74 211H73V212H74ZM78 211H79V210H78ZM82 211H83V210H82ZM109 211H110V210H109ZM112 211H111V212H112ZM114 211H115V210H114ZM155 211H157V210L155 209ZM178 211H179V210H178ZM178 211H177V212H178ZM205 211H206V210H205ZM205 211H204V212H205ZM207 211H206V212H207ZM209 211H208L207 213H209ZM217 211H218V210H217ZM235 211H236V210H235ZM247 211H248V210H247ZM10 212H11V211H10ZM54 212H55V211H54ZM61 212H62V211H61ZM65 212H64V210H63L62 213L64 214ZM79 212H80V211H79ZM94 212H95V211H94ZM127 212H128V211L124 212V213H126V216L129 214V213L127 214ZM132 212L134 213V211H132ZM153 212H154V211H153ZM158 212H159V211L154 212V214L156 213V215H157ZM179 212H180V211H179ZM214 212L216 213V215H217V213H220V211H219V212L214 211ZM228 212H229V211H228ZM236 212H237V211H236ZM29 213H30V212H29ZM62 213H61V214H62ZM77 213H78V212H77ZM96 213H97V212H96ZM109 213H110V212H109ZM136 213H137V214H136ZM136 213L133 214V215H134L133 218H135V217H136L137 219L141 218V217L138 216V215H140V214H138V212H136ZM175 213H176V212H175ZM198 213L200 214V212H198ZM215 213H214V214H215ZM232 213L234 214L235 212H232ZM72 214H73V213H72ZM88 214H89V213H88ZM98 214H100V213H98ZM103 214H104V213H103ZM106 214H107V213H106ZM112 214H113V212H112ZM119 214H120V213H119ZM170 214H171V213H170ZM179 214H180V213H179ZM179 214H178V215H179ZM195 214H196V212L194 213V215H195ZM199 214H198V215H199ZM214 214H213V212H212V214L210 213V214H208V215H209V216H210V215H213L212 217H214ZM220 214H223V213L221 212ZM50 215H51V214H50ZM92 215H93V214H92ZM92 215H91V216H92ZM104 215H105V214H104ZM131 215H132V214H131ZM133 215H132V216H133ZM158 215H159V214H158ZM189 215H190V216H189ZM200 215H202V214H200ZM203 215H205V213H204ZM229 215H230V213H229L228 215H226V213H225L224 216H220V217H223V218H225V219H227V220H230V219H231V216H229ZM244 215H245V214H244ZM246 215H247V214H246ZM9 216H10V213L5 214L3 217L0 218V221H2V220H4V219L8 218ZM11 216H12V214H11ZM74 216H75V215H74ZM96 216H97V215H96ZM105 216H106V215H105ZM107 216H108V215H107ZM141 216H142V215H141ZM75 217H76V216H75ZM93 217H94V216H93ZM100 217H102V216H100ZM103 217H104V216H103ZM110 217H112V216L110 215ZM122 217H123V216H122ZM124 217H125V216H124ZM124 217H123V218H124ZM184 217H185V216H184ZM217 217H218V215H217ZM249 217H250V216H249ZM249 217H247V218H249ZM251 217H252V216H251ZM108 218H109V217H108ZM133 218L130 217V220H134ZM142 218H143V219H141V221H142V220H145V219H144V218H145L144 216H143ZM160 218H161V216H160ZM176 218H177V217H176ZM31 219H32V218H31ZM38 219H39V218H38ZM94 219H96V217H94ZM100 219H101V218H100ZM105 219H106V218H105ZM126 219H127V217H126ZM161 219H162V218H161ZM163 219H164V218H163ZM174 219H175V218H174ZM245 219H246V218H245ZM249 219H250V218H249ZM25 220H26V219H25ZM135 220H136V219H135ZM149 220H150V219H148V222L151 223V220H150V221H149ZM158 220H159V219H158ZM185 220H186V218H185ZM236 220H237V219H236ZM30 221H31V220H30ZM34 221H36V220H34ZM102 221H103V218H102ZM160 221H161V220H160ZM194 221H195V220H194ZM196 221H197V217H196ZM238 221H239V219H238ZM246 221H247V220H246ZM104 222H105V221H104ZM130 222L135 223L134 221H130ZM136 222H138V221L136 220ZM163 222H164V221H163ZM170 222H171V221H170ZM234 222H235V221H234ZM234 222H233V223H234ZM33 223L35 224V222H33ZM97 223H98V222H97ZM110 223H111V222H110ZM138 223H139V222H138ZM171 223H172V222H171ZM190 223H189V225H190ZM219 223H221V222H219ZM231 223H232V222H231ZM235 223H236V222H235ZM41 224H42V223H41ZM104 224L106 225V222H105ZM112 224H114V223L112 222ZM148 224H149V223H148ZM185 224H186V223H185ZM196 224H197V223L195 222L194 225H196ZM199 224H200V223H199ZM1 225H2V224H1ZM30 225H31V224H30ZM30 225H29V226H30ZM194 225H192V226L190 225V226L193 227ZM228 225H230V224H228ZM233 225H234V224H233ZM22 226H23V225H22ZM98 226H99V225H98ZM110 226H111V225H110ZM110 226H109V227H110ZM127 226H129V225H127ZM127 226H126V228H127ZM185 226H186V225H185ZM185 226H184V227H185ZM1 227H2V226H1ZM37 227H38V226H37ZM64 227H65V226H64ZM104 227H105V226H104ZM124 227H125V226H124ZM136 227H138V226H136ZM163 227H164V225H163ZM167 227H168V226H167ZM216 227H217V226H216ZM216 227H215V229H216ZM220 227H221V226H220ZM234 227H235V225H234ZM237 227H238V226H237ZM26 228H27V227H26ZM29 228H30V227H29ZM65 228H66V227H65ZM93 228H94V227H93ZM96 228H97V227H96ZM107 228H108V227H107ZM126 228H124V230H125ZM141 228H142V227H141ZM141 228H140V230H141ZM154 228H155V227H154ZM171 228H172V227H171ZM182 228H183V227H182ZM217 228H218V227H217ZM228 228H229V227H228ZM147 229H149V228H147ZM165 229H167L166 226H165ZM213 229H214V227H213ZM213 229H212V230H213ZM215 229H214V231H216ZM95 230H96V229H95ZM110 230H111V229H110ZM134 230H135V229H134ZM143 230H144V229H143ZM212 230H211V231H212ZM217 230H218V229H217ZM230 230H231V229H230ZM26 231H27V230H26ZM104 231H105V230H104ZM185 231H186V230H185ZM187 231H188V230H187ZM227 231H228V230H227ZM99 232H100V230H99ZM133 232H134V231H133ZM177 232H178V231H177ZM209 232H210V231H209ZM216 232H217V231H216ZM223 232H225V230H222V229H221V230H218V233H219V234H222ZM22 233H23V232H22ZM22 233H21V235H22ZM38 233H39V232H38ZM38 233H37V234H38ZM92 233H93V232H92ZM145 233H146V232H145ZM181 233H182V231H181ZM185 233H186V232H185ZM185 233H184V234H185ZM243 233H244V232L242 231L241 234H243ZM12 234H13V233H12ZM27 234H28V233H27ZM27 234H26V235H27ZM30 234H31V233H30ZM90 234H91V233H90ZM115 234H116V233H115ZM120 234H121V231L119 232V235H120ZM128 234H130V233H128ZM0 235H2V236L4 237L3 233L0 234ZM23 235H24V238H25L26 235H25L24 233H23ZM83 235H85V234H83ZM216 235H217V234H216ZM6 236H7V235H6ZM33 236H34V232H33ZM111 236H112V235H111ZM152 236H153V234H152ZM187 236H190V235H187ZM187 236H186V237H187ZM31 237H32V236H31ZM35 237H37V236H35ZM52 237H53V235L48 234V233H46V232H43V233L41 232V234H39V236H38V238H52ZM101 237H102V235H101ZM130 237H132V236H130ZM220 237H221V236H220ZM229 237H230V236H229ZM233 237H235V236H233ZM53 238H54V237H53ZM128 238H129V237H128ZM143 238H144V237H143ZM153 238H154V237H153ZM123 239H124V238L122 237L121 240H122L123 242L119 241V245L125 242V240H123ZM126 239H127V238H126ZM228 239H229V238H228ZM91 240H92V239H91ZM110 240H111V237H110ZM129 240H130V239H129ZM28 241H29V240H28ZM31 241H32V240H31ZM56 241H57V240H56ZM62 242H63V241H62ZM91 242H92V241H91ZM106 242H107V241H106ZM129 242H131V240L128 241V242H125V243L128 244ZM208 242H209V241H208ZM54 243H55V242H54ZM57 243H58V242H57ZM237 243H238L237 240L230 241V239H229V240L225 239V241L219 243V245H222V246H225V247H232V245H233V246L236 248V247L238 246ZM58 244H60V243H58ZM89 244H90V243H89ZM103 244H104V243H103ZM103 244H102V245H103ZM111 245H112V244H111ZM117 245H118V244H117ZM131 245H132V244H131ZM241 245H242V243H241ZM32 246H33V245H32ZM43 246H44L43 244H41V243H37V249H39V251L47 250V248H46V247H43ZM24 247H25V246H24ZM97 247H98V246H97ZM130 247H131V246H130ZM238 247H239V246H238ZM238 247H237V248H238ZM53 248H54V247H53ZM99 248H100V247H98V249H99ZM106 248H107V247H106ZM91 249H92V248H91ZM103 249H104V248L101 249V250H102V253H103ZM88 250H89V249H88ZM88 250H87V251H88ZM122 250H123V249H122ZM122 250H120V251H122ZM220 250H221V249H220ZM33 251H34V250H33ZM52 251H53V250H52ZM68 251H69V250H68ZM84 251H85V250H84ZM84 251H83V252H84ZM96 251H97V250H96ZM96 251H94V249H93V251H90V252L96 253ZM115 251H116V250H115ZM0 252H1V251H0ZM35 252H36V251H35ZM49 252H50V251H49ZM62 252H63V251H62ZM62 252H61V253H62ZM85 252H86V251H85ZM52 253H54V252H52ZM61 253H60V254H61ZM65 253L68 254L69 252H65ZM65 253H64V254H65ZM70 253H71V250H70ZM70 253H69V254H70ZM72 253H73V252H72ZM81 253H82V250H81ZM97 253H98V252H97ZM116 253H117V252H116ZM239 253H240V250H239ZM84 254H85V253H84ZM87 254H89V253H87ZM99 254H100V253H99ZM99 254H98V256H100ZM79 255H80V254H79ZM81 255H82V254H81ZM93 255H94V254H93ZM119 255H120V254H119ZM126 255H127V253H126ZM233 255H234V254H233ZM236 255H237V254H236ZM240 255H241V254H240ZM33 256L35 257V255H33ZM45 256H46V255H45ZM45 256H44V258H43L44 260L47 258V256H46V257H45ZM82 256H83V255H82ZM122 256H123V255H122ZM124 256H125V255H124ZM117 257H118V256H117ZM36 258H37V256H36ZM121 258H122V257H121ZM228 258H229V257H228ZM38 259H42V258H38ZM43 259H42V260H43ZM49 259H50V258H49ZM49 259H48V260H49ZM236 260H237V259H236ZM46 261H47V259H46Z\"/></svg>","mask_w":264,"mask_h":264}]
</instances>
